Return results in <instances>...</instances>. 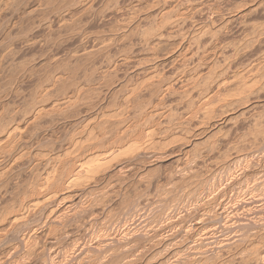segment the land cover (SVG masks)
I'll use <instances>...</instances> for the list:
<instances>
[{"label":"bare ground","instance_id":"obj_1","mask_svg":"<svg viewBox=\"0 0 264 264\" xmlns=\"http://www.w3.org/2000/svg\"><path fill=\"white\" fill-rule=\"evenodd\" d=\"M12 0H1L0 1V8L1 7H3V6H8V3L9 2H11ZM15 2H16V0H14ZM14 1L12 2V3H14ZM23 1V0H22ZM27 1V0H26ZM30 1H34V0H30ZM37 1V0H36ZM39 1V0H38ZM42 1V0H41ZM48 0H46V1H42V2H44V3H46ZM59 1V0H58ZM62 1V0H61ZM61 1H59V3L61 2ZM65 1V0H64ZM70 1V0H69ZM73 0H71L70 2H68L67 0H66V4H68V3H71ZM80 1V0H79ZM78 0H76V3L78 4H80V3H84V1H80L79 2ZM88 2H87V4H86V2L84 3V4H82V5H80V6H76L74 9L72 8V10L74 11V10H77L78 12H76L77 14H80L79 13V11L80 10H78L79 8L81 9V11H82V7H83V5L85 6V4H86V9H87V6L88 5H94L93 7H95L97 4H98V2L97 1H99V0H87ZM107 1V0H106ZM110 1H112V0H110ZM230 0H208V1H206V0H136V1H134L132 4H129V6H117V5H115L116 3H114V5H112L111 3H109L108 5H110L111 4V6H109L107 9V11H101L102 12V15L101 16H105V17H114V18H119L120 17V25L122 26V27H128L129 25H131V24H133L136 20H138V19H140V17H141V13L143 12V10H145V9H148V8H156L157 9V14H156V16H155V18H153V20H151L150 21V27L147 29V27H146V29L145 30H142L141 29V33H142V35H141V38H142V50L144 51L145 50V53H144V56H145V58L146 59H148V62H150V61H159V59H161V58H163V57H166V55H170V53L174 50V49H176V48H179L180 49V52L179 51H177V52H179V54H177V56H175L174 58H172L171 60H169L168 62H164V63H160L161 64V66H162V68H160L159 67V64L158 65H153V67L152 68H149L148 69V71L150 70V72H148L146 75H143V78H141V80L139 79V80H137L131 87H129V90L127 91V92H125L120 98H118L116 101H113L112 100V98L111 97H109L108 98V102L110 103L111 101H109V99L111 98V100H112V109H108V110H105V111H103V112H101V114H99V115H97V117L96 118H94L95 120L93 121V120H91V121H88L85 125H83V126H81L80 127V129L77 131V132H75L74 133V135H72L70 138H69V140H68V142L66 143V147L67 148H70V149H72V151H80V156L82 157V156H87V155H89L90 156V154H92V153H94V151H92L93 149H97V151L98 152H96L95 154H96V156L95 157H93V154H92V157L91 158H94L92 161H95L93 164H91L92 163V161L90 162V160H89V162H90V164L88 163V166L87 165H84V164H79V165H77L76 164V162H74L73 161V159L72 158H69L68 159V161L67 160H65L66 161V163H68L67 164V166L64 164V163H62V161H63V159H60V160H58L59 159V156L58 155H56V154H54L53 153V151L51 150V149H47V148H45V144L43 145V143H42V138H43V136H42V133L40 132V128L42 127L41 125H42V121H43V119H45V116L48 114V113H50V111H52V110H55L56 109V107L57 106H69V105H72V104H70L71 103V101H72V99H69V98H71L72 96H69L68 98H67V100L65 99H63V101L62 102H60V103H57L58 105H54L53 106V108H48L49 106H48V104H49V102L47 103V105L45 104V101L47 100L46 99V97H45V101L43 102V101H36V99H35V101L37 102V104H35V105H33L32 107H31V109L26 113V115H24L23 116V114L21 115V114H19L18 112H16V110H6V107L4 108L3 107V105L2 106H0V190L3 188V191H4V188H5V185H7V180H8V178H11V176H12V172H13V170L15 169V167L16 166H18V167H21V166H19L18 164L19 163H21L24 159H25V157L29 154L30 155V151L28 150V149H30V148H27V146H26V144L30 141V140H32V141H34L33 142V144L32 145H36L37 146V150H36V152H35V154H34V158H33V166H32V176H31V179H29V180H32L31 181V184L32 185H30V191L33 193V194H36V193H38L39 194V192L41 193L42 192V195H43V197H42V199H43V202L42 201H39L38 200V202H34V199L33 200H27V198H24V199H22V200H18L19 202H18V204H5L3 207H1L0 206V222L1 221H8L9 222V224L11 225V227L12 228H14V227H16V225H17V223H18V221H21L24 217H26L28 214H30V215H32L31 214V212L32 211H34V210H36L37 208L39 209L41 206H42V204H43V206L45 205L46 206V204H45V202L47 201L48 202V199L47 198H52V195H50L51 193H53V192H55V190L58 188H60V189H64V190H71L70 188H72L73 186H78L79 185V187H80V185L82 184V182L80 181V180H83V178H85L86 176H90V178H92V177H97L98 175V173L100 174V173H102V170H103V168L105 169V167H106V165L108 164V163H110L111 165H112V162H110V160H112L113 158L115 159L116 157H117V154H119V151H126V150H128V151H131L130 152V155H131V153H132V151H148V148H151V147H153V146H157V145H159V143H157V140L159 139L158 138V136H159V131H157L159 128H152V127H150L149 128V130L146 132L145 130H147V129H143V128H137L136 127V125H134V121L133 122H130V120H131V118H130V115H131V112L132 111H136L138 108L137 107H139V110H140V113L139 114H137L138 116H136V119L137 118H139L138 120H142L143 118H146L147 116H152L154 113L156 114V112H158V107H160V105H162L163 103H165L164 101H165V98H166V94H168V93H172V91H174V90H176V89H180L181 90V92H183L185 95H182V99H181V102L180 103H182V102H184V101H187L189 104L190 103H192L193 104V97L192 96H194V97H196V94H197V96L199 97V99H197L198 97H196V100L198 101V100H201L202 102L201 103H203V104H208V103H210V102H212V100L215 98V94H217V93H219V92H221V94L223 93L222 91H226V92H229V93H231L233 90L236 92V93H238V95H236V94H234V96L236 95V96H239V94L241 95V94H244V93H246V90L247 89H249L250 90V92L251 91H253V90H251V88H253V87H255V86H257L256 85V83L257 82H259L260 83V81L258 80H256L255 81V78L257 79V77H259V78H262L263 76H264V73L263 74H261V75H263L262 77H261V75H259V76H257L258 75V71L260 70V68L258 67L259 65L258 64H253L254 62H255V60H254V62L251 64V63H249L250 65L249 66H247L245 69H243L242 71H240V72H231V73H229V72H227V70H225L224 68H223V65H221V67L225 70V71H223V69L220 67V69H222L221 71H220V69H219V65L218 64H220V61H219V63L218 64H216V60H219V59H216V58H214L216 55L218 56V57H220L219 55H218V53H219V49H223V48H225V46H223L222 45V42L223 41H221V37L222 36H224V30L223 31H220L219 33H218V31L217 30H219L220 28L222 29V27L220 26V28L219 29H217V30H214L213 31V29H215V28H211L212 26H213V24H215L216 22H218L219 21V17L223 14V13H225V10H226V7L229 5V2ZM240 1H243V2H241V4H240V2H238L237 3V5H239V6H235V8L236 7H238V8H241V6H242V4H244V3H248V1H250V0H240ZM21 2V1H20ZM24 2V1H23ZM27 2H29V1H27ZM49 2H50V0H49ZM74 2V1H73ZM115 2V1H114ZM26 3V2H25ZM76 3H74L73 5L75 6L76 5ZM94 3H97L96 5L94 4ZM113 3V2H112ZM118 3V2H117ZM121 3V2H120ZM38 4H39V2H38ZM38 4L36 5V7H38ZM42 4V3H41ZM54 4V2H52V4L51 5H53ZM65 4V5H66ZM47 5V4H46ZM48 5H50V3H48ZM47 5V7L46 8H51L50 6H48ZM57 4L55 3V5H54V7H56L55 9H57L59 6H56ZM72 5V4H71ZM72 5V6H73ZM106 6H107V4H105ZM121 5H123V4H121ZM248 5V4H247ZM247 5H245V6H247ZM40 6V5H39ZM67 6V5H66ZM69 6V5H68ZM245 6H242V7H245ZM255 7H254V12L255 13H259L260 11H262V13H264V0H259V1H257L256 3H255V5H254ZM10 7V6H9ZM30 7V6H29ZM35 7V6H34ZM34 7H32V8H34ZM36 7H35V9H36ZM53 7V6H52ZM62 7V6H61ZM59 8L60 10H62V8ZM84 7V8H85ZM250 8H251V10H249V12L250 11H252V6H249ZM11 8H13L12 6H11ZM31 8V7H30ZM31 8V9H32ZM49 8L46 10V11H49V13H51L50 12V10H49ZM69 8H71V7H68V9ZM92 8V7H91ZM235 8L233 9L232 8V10H235ZM238 8H236V9H238ZM250 8H248V9H250ZM2 9V8H1ZM9 9V8H8ZM24 9H26V8H24ZM23 9V10H24ZM53 9L54 8H51V10L53 11ZM59 9H58V11H59ZM64 9H65V6H64V8H63V10L62 11H64ZM66 9H67V7H66ZM244 9V8H243ZM248 9H247V12H248ZM10 10V9H9ZM19 10H21V9H19L18 8V10L16 9V11L18 12ZM40 10V9H39ZM71 10V9H70ZM70 10H68V11H70ZM98 10H100V9H98ZM102 10V9H101ZM227 10H230L231 12H232V10H231V8L229 9V7H228V9ZM6 11V10H5ZM45 11V10H44ZM55 11V10H54ZM58 11H55L54 13L52 12V14H56ZM68 11L66 12L65 11V13L66 14H70L71 15V11L68 13ZM72 11V12H73ZM88 11H91V10H88ZM87 11V12H88ZM94 11V10H93ZM152 11V10H151ZM244 11H246V9L244 10ZM1 12V11H0ZM17 12H15V14L17 13ZM22 12H24V11H22ZM22 12H20V15H22ZM60 12V11H59ZM58 12V13H59ZM87 12H86V14H87ZM97 12V11H96ZM99 12V11H98ZM101 12H100V14H101ZM2 13L4 14V12L2 11ZM57 13V14H58ZM65 13L63 14V12L62 13H59V15H56L55 16V18L54 17H52L53 15H51V17L52 18H54V22L56 23V22H60V23H63L62 21H64L65 22V17L68 19V17L70 16V15H68V16H66L65 15ZM74 13H75V11H74ZM73 13V14H74ZM75 13V14H76ZM89 13V12H88ZM243 13V12H242ZM241 13V14H242ZM246 13V12H245ZM15 14H13V15H15ZM41 14H43V12H41ZM44 14L46 15L47 13L46 12H44ZM74 14V15H75ZM89 14H91V12L89 13ZM248 14H250L251 15V12L250 13H248ZM260 14V13H259ZM0 15H2V14H0ZM30 15V14H29ZM32 15V14H31ZM37 15V14H36ZM48 15V14H47ZM50 15V14H49ZM73 15V16H74ZM81 15V14H80ZM84 15H85V13H84ZM91 15H93V13L91 14ZM91 15H89V16H91ZM240 15V14H239ZM238 15V16H239ZM242 15H244V14H242ZM254 16H256L255 14H253ZM253 15L251 16L252 18H253ZM28 16V15H27ZM38 16H40V15H38ZM43 16V15H42ZM86 16H88V15H85L84 17H86ZM94 16V15H93ZM92 16V17H93ZM225 16V15H224ZM237 16V17H238ZM260 18H261V20H263L262 19V15L260 14ZM0 17H2V16H0ZM5 17V16H4ZM18 17V16H17ZM34 17H36V16H34ZM76 17V20H77V16H75ZM74 17V18H75ZM96 17V16H95ZM95 17H94V19H95ZM245 17V16H244ZM243 17V18H244ZM248 17V16H247ZM16 18V17H15ZM42 18V17H41ZM45 18V17H44ZM70 18L71 19H73V17H71L70 16ZM83 18V17H82ZM82 18H79V19H82ZM90 18V17H89ZM88 17H87V19H89ZM228 18V17H227ZM242 18V17H241ZM246 18V17H245ZM259 18V17H258ZM7 19V18H6ZM40 19V18H39ZM50 19V18H49ZM48 18H47V20H49ZM65 19V20H64ZM86 19V18H85ZM93 19V20H94ZM96 19H98V17L96 18ZM94 20V21H96L97 22V20ZM247 19H249V18H247ZM3 20V19H2ZM13 19H11V21H12ZM21 20V19H20ZM38 20V19H37ZM70 20V19H69ZM68 20V21H69ZM92 20V21H93ZM99 21H101L100 19H98ZM238 20H239V18H238ZM254 21H256V23L255 22H253V21H251L250 22V20H248V22H250L247 26H246V24L244 25V26H246L247 28H245L246 29V31H245V29H244V33H246V32H248V33H246L247 35H245V39H243V44L241 43V47H240V49L241 48H244L243 49V52L246 50L245 48H247V49H249V46H250V44H251V42H252V45H254L253 44V41H255V40H259V41H262L263 39H264V22H262V23H257L259 20H257V18L255 19H253ZM1 21V20H0ZM5 21V20H4ZM10 21V22H11ZM18 21V20H17ZM23 21V20H22ZM31 21V20H30ZM41 21H44V20H41ZM51 22L53 21V20H50ZM71 21V20H70ZM77 21H79V20H77ZM84 21V20H83ZM93 21V22H94ZM139 21V20H138ZM244 21H246L247 22V20L245 19ZM14 22V21H13ZM25 22H26V20H25ZM25 22H23V23H25ZM46 22V21H45ZM48 22V21H47ZM51 22H48V23H51ZM53 22V23H54ZM81 22H82V20H81ZM5 23V22H4ZM8 23V22H7ZM20 23V22H19ZM33 23H35V22H33ZM37 23V22H36ZM42 23V22H41ZM40 22H39V25L41 24ZM48 23H44L45 25H48ZM75 23H77V22H75ZM101 23H103V22H101ZM104 23H105V21H104ZM139 23V22H138ZM244 23V22H243ZM11 24V23H10ZM13 24V23H12ZM43 24V25H44ZM66 24L67 23H65V26H66ZM70 24V23H69ZM83 24H84V22H83ZM88 24V23H87ZM93 24V23H92ZM97 24V23H96ZM95 24V25H96ZM106 24H108L107 22H106ZM141 24H142V22H141ZM23 25V24H22ZM27 25V24H26ZM30 25V24H29ZM28 25V26H29ZM42 25V24H41ZM50 25V24H49ZM52 25H54V24H52ZM57 25V24H56ZM56 25H54V26H56ZM59 25V24H58ZM57 25V26H58ZM61 25V24H60ZM72 25H73V23H71V27H72ZM78 27H79V25H78V23L76 24ZM104 25V24H103ZM145 25V24H144ZM194 26L195 27V29H193L192 30V32H194V33H197V45H198V50H200V51H198V53H195L194 52V48L191 46V43H192V40H194V38H192V37H189V36H187L186 34H192V32L191 31H189V29L190 28H188L189 26ZM2 26V25H1ZM10 26V25H9ZM27 26V27H28ZM31 26V25H30ZM62 26V25H61ZM64 26V25H63ZM64 26V27H65ZM74 26V25H73ZM98 26V25H97ZM96 26V27H97ZM112 26V25H111ZM140 26V25H139ZM14 27V26H13ZM19 27V26H18ZM22 27V26H21ZM24 27V26H23ZM22 27V28H23ZM43 27V26H42ZM45 27V26H44ZM43 27V28H44ZM47 27L49 28V26H46V28H44L43 30H46L47 29ZM58 27H60V26H58ZM63 27V28H64ZM67 27V26H66ZM65 27V28H66ZM75 27V26H74ZM73 27V28H74ZM130 27V26H129ZM128 27V28H129ZM133 27V26H132ZM137 27V26H136ZM225 27H227V26H225ZM229 27V26H228ZM231 27V26H230ZM229 27V28H230ZM241 27H242V25H241ZM3 28V27H2ZM9 28V27H8ZM7 28V29H8ZM40 28H41V26H40ZM51 28V27H50ZM49 28V29H50ZM67 28H70L69 27V25H68V27ZM224 28V27H223ZM11 29V28H10ZM24 29V28H23ZM85 29H87V28H85ZM95 29H97V28H95ZM242 29V28H241ZM12 30V29H11ZM25 30V29H24ZM28 30V29H27ZM41 30V29H40ZM43 30H41L42 32H43ZM53 30V29H52ZM52 30H50V31H52ZM59 29H56V31H58ZM62 30H64V29H62ZM62 30H59V31H62ZM71 30H76V28L75 29H71ZM80 28H79V34L80 33H82V32H80ZM126 30V29H125ZM128 30V29H127ZM130 30V29H129ZM191 30V29H190ZM228 30V29H227ZM3 31V30H2ZM47 31L48 30H46L45 32H43V33H47ZM55 30L54 31H52V35H53V32H56ZM59 31H58V33H59ZM66 31V30H65ZM68 32H69V30H67ZM82 31V30H81ZM107 31H108V29H107ZM122 31V30H121ZM236 31V30H235ZM240 31H242V30H240ZM5 32V31H4ZM111 32V31H110ZM123 32H125V34L127 35V34H129V32L130 31H123ZM122 32V33H123ZM127 32V33H126ZM232 32V30L229 32V33H231ZM6 33H7V31H6ZM5 33V34H6ZM20 33V32H19ZM22 33H23V31H22ZM41 33V32H40ZM57 33V32H56ZM57 33V34H58ZM69 33H71V31L69 32ZM73 34H75L74 32H72ZM71 33V34H72ZM77 33V32H76ZM90 33V32H89ZM107 33V32H106ZM121 33V32H120ZM227 34H229L228 32H226ZM225 33V34H226ZM238 33V32H237ZM78 34V35H79ZM84 34V33H83ZM88 34V33H87ZM87 34H85L86 36H84L85 37V39H86V37L87 36H89V34L87 35ZM108 34V33H107ZM118 34V33H117ZM124 34V33H123ZM122 34V35H123ZM226 34V35H227ZM232 34V33H231ZM241 34V33H240ZM26 35H28V34H26ZM25 35V36H26ZM63 35H65V34H63ZM70 35V34H69ZM78 35H77V37H78ZM82 35V34H81ZM80 35V37H78V39H76V40H80V38L81 37H83V36H81ZM90 35H92V34H90ZM109 35V34H108ZM126 35H124V36H126ZM136 35V34H135ZM239 35V34H238ZM237 35V36H238ZM19 36V35H18ZM24 36V37H25ZM124 36H120V37H117L118 39H117V41H119V43L121 44V45H123V43H121V42H123L124 41ZM127 36H129V37H131L130 36V34L129 35H127ZM195 36V37H196ZM247 36V37H246ZM11 37V36H10ZM14 37V36H13ZM12 37V38H13ZM23 37V36H22ZM28 37H30V34L28 35ZM71 37V39H72V35L70 36ZM104 37V39H102L101 38V36H100V38L99 39H95L94 37H93V39L91 38V36H90V39H88V37H87V39H88V41H87V39L85 40V41H83V43L85 42V43H87L88 45L87 46H84L83 48H81V49H79L78 51L76 50V49H74V56L75 57H80L81 58V56L83 57V56H86V60H88V57H89V55H90V57L92 56V54H94V52H95V54L97 53L96 51H98V50H102V49H104L105 51H108V53H107V56H106V54H101L102 56H101V58H98L100 55H98V57H97V55L96 56H94V57H97V59H102L103 58V56H106L105 58H106V60H104L105 62H106V64H105V70L107 71V70H111V69H113V70H115V69H117L118 67V69H120V67L122 66L123 67V65L125 66L126 64H128L129 63V59H130V57H129V51L127 52L126 50L127 49H123V47L122 48H120V50L121 51H119L118 53H116L117 52V50L116 49H114L115 50V52L114 53H112L113 52V50H112V45L114 44V43H112L111 42V39L110 38H105V36H103ZM108 37H110V36H108ZM133 37V36H132ZM7 38V37H6ZM16 38V37H15ZM32 39L31 40H33V36L31 37ZM50 38H52V37H50ZM59 38V37H58ZM69 38V37H68ZM68 38H67V40H68ZM128 38V37H127ZM127 38H125L126 40H129V39H127ZM138 38V37H137ZM70 39V40H71ZM81 39H83V38H81ZM196 39V38H195ZM230 39V38H229ZM17 40V39H16ZM22 40H24V41H29V39H22ZM52 40V39H51ZM59 40V39H58ZM84 40V39H83ZM114 40V39H113ZM223 40V39H222ZM234 40V39H233ZM6 41V40H5ZM9 41V40H8ZM23 41V42H24ZM55 41V40H54ZM63 41H66V40H63ZM72 41V40H71ZM82 41V40H81ZM116 41V42H117ZM133 41V40H132ZM135 41V40H134ZM137 41V40H136ZM140 41V40H139ZM224 41H226V40H224ZM256 41V42H257ZM9 42H11V41H9ZM16 42V41H15ZM26 42V43H27ZM30 42V41H29ZM28 42V43H29ZM32 42V41H31ZM35 42V41H34ZM33 42V43H34ZM48 42V41H47ZM114 42V41H113ZM126 42V41H125ZM141 42V41H140ZM231 42V41H230ZM233 42V41H232ZM235 42V41H234ZM6 43H7V41H6ZM17 43V42H16ZM27 43V44H28ZM67 43V42H66ZM73 43H76V42H74L73 41ZM83 43H81L82 44V46H83ZM84 43V44H85ZM225 43V42H224ZM228 43V42H227ZM255 43V42H254ZM3 44V43H2ZM7 44H9V43H7ZM12 44H13V42H12ZM18 44V43H17ZM23 44V43H22ZM30 44V43H29ZM51 44V43H50ZM49 44V45H50ZM62 44V43H61ZM60 44V45H61ZM78 44V43H77ZM76 44V45H77ZM118 44V43H117ZM255 44H259V43H255ZM4 45V44H3ZM10 45H11V43H10ZM48 45V44H47ZM59 45V47H61ZM71 45V44H70ZM69 45V46H70ZM116 45V44H115ZM115 45L113 46V47H115ZM124 45H125V43H124ZM239 45V44H238ZM244 45V46H243ZM252 45L250 46V48L252 47ZM264 44H260V46H263ZM24 46V45H23ZM25 46H27L26 44H25ZM79 46V45H78ZM222 46H223V48H222ZM233 46L235 47V46H237V44L235 45V44H233ZM240 46V45H239ZM258 46V45H257ZM4 47V46H3ZM14 47V46H13ZM22 47V46H21ZM33 47V46H32ZM32 47H30V48H32ZM35 47H37L36 46V43H35V46H34V48ZM58 47V46H57ZM64 47V46H63ZM60 48V50L62 51L63 49H65V47L64 48ZM228 47V46H227ZM226 47V48H227ZM12 48V47H11ZM15 48V47H14ZM18 48H19V44H18ZM28 48V47H27ZM37 48H39V47H37ZM36 48V49H37ZM56 48V47H55ZM67 48V47H66ZM69 48V47H68ZM235 48H237V47H235ZM234 48V49H235ZM259 48V47H258ZM262 48V47H261ZM1 49H2V47H1ZM33 49V48H32ZM49 49H51V48H49ZM59 49V48H58ZM123 49V50H122ZM237 49H239V48H237ZM252 49H254V48H252ZM252 49H250V50H252ZM7 50V49H6ZM12 50V49H11ZM39 50H41V49H39ZM39 50H36V51H39ZM135 50H136V48H135ZM138 50V49H137ZM137 50H136V52H137ZM230 50V49H229ZM3 52L5 51V50H2ZM15 51H16V49H15ZM59 51V50H58ZM60 51V52H61ZM66 51V50H65ZM138 51H140V50H138ZM236 51V50H235ZM242 51V50H241ZM10 52V51H9ZM54 52V51H53ZM67 52V51H66ZM70 52V51H69ZM68 52V53H69ZM227 52V51H226ZM236 52H238V51H236ZM242 52V53H243ZM249 52V51H248ZM11 53V52H10ZM20 53V52H19ZM36 53V52H35ZM55 53V52H54ZM71 54L73 53V51H71L70 52ZM69 53V54H70ZM116 53V54H115ZM132 53V52H131ZM223 52H221V54H222ZM228 53V52H227ZM226 53V54H227ZM246 53H247V51H246ZM245 53V55H247ZM9 54V53H8ZM14 54H16V53H14ZM13 54V55H14ZM28 54V53H27ZM26 54V55H27ZM42 54V53H41ZM59 54V53H58ZM66 54V53H65ZM94 54V55H95ZM97 54H99V52L97 53ZM197 54V55H196ZM220 54V53H219ZM225 54V55H226ZM237 54V53H236ZM250 54V53H249ZM252 54H253V52H252ZM254 54H255V52H254ZM4 55H6L7 56V54H4ZM12 55V54H11ZM11 56V58H14V57H16L17 55H15V56ZM19 55V54H18ZM22 56L24 55L25 56V54H21ZM38 55H40V54H38ZM42 55H44V54H42ZM46 55V54H45ZM49 55V54H48ZM50 55H51V52H50ZM53 55V54H52ZM64 55V54H63ZM67 55V54H66ZM132 55V54H131ZM137 55V54H136ZM224 54H222V56H225ZM233 55H235V54H233ZM238 55V54H237ZM243 55H244V53H243ZM245 55L243 56V58L245 57ZM9 56V55H8ZM24 56L22 57V58H24ZM41 56V55H40ZM74 56H71L72 58L74 57ZM143 56V55H142ZM143 56V57H144ZM229 56V55H228ZM251 56V55H250ZM10 57V56H9ZM17 57H19V56H17ZM16 57V58H17ZM56 57V56H55ZM55 57H52V58H55ZM60 57V56H59ZM65 57V56H64ZM68 57L70 58V56L68 55ZM68 57H66V58H68ZM133 57V56H132ZM139 57V56H138ZM141 57V56H140ZM139 57V58H140ZM242 57V56H241ZM6 59H7V57H5ZM16 58H14V60H12L13 62L14 61H16L17 59ZM20 58V57H19ZM41 58V57H40ZM46 58V57H45ZM49 58V57H48ZM47 58V59H48ZM56 58H58V56L56 57ZM68 58V59H69ZM84 58V57H83ZM93 58V57H92ZM222 58V57H221ZM223 58H225V57H223ZM246 58H247V56H246ZM6 59H4V60H6ZM16 59V60H15ZM58 59H60V58H58ZM71 59V58H70ZM136 59H137V57H136ZM212 59H214V60H212ZM216 59V60H215ZM0 60H1V58H0ZM4 60H1L2 62L4 61ZM11 60V59H10ZM19 60V59H18ZM25 60V59H24ZM24 60L22 61V62H24ZM45 60V59H44ZM67 60V59H66ZM66 60H64L63 59V63L61 62L62 60H58V61H60L62 64H64V61H66ZM81 60H82V58H81ZM93 60H94V58H93ZM96 60V59H95ZM100 60H98V61H100ZM222 60H224V59H222ZM226 60V59H225ZM225 60H224V62H225ZM260 60V59H259ZM32 61V60H31ZM78 61V60H77ZM83 61V60H82ZM211 61H212V63H211ZM216 61V62H215ZM6 62V61H5ZM12 62V63H13ZM26 62H27V59H26ZM25 62V63H26ZM70 62V60L69 61H67L66 63H68V64H70L69 63ZM96 62V61H95ZM101 62V61H100ZM147 62V63H148ZM190 62H192L193 64H194V66L192 67V68H189L188 67V64L190 63ZM215 62V63H214ZM228 62L230 63V61L228 60ZM240 62V61H239ZM260 62V61H259ZM12 63H10V65L12 64ZM21 63V62H20ZM98 63V62H97ZM102 63V62H101ZM145 63V62H144ZM191 63V64H192ZM226 63V62H225ZM225 63H222V64H225ZM228 63V64H229ZM238 63V62H237ZM263 63V62H262ZM2 64H5V63H2ZM2 64H0V65H2ZM28 64H30L29 63V61H28ZM76 64V63H75ZM75 64H73L74 66H73V68H72V66L70 67V68H72V69H74V67H75ZM100 64V63H99ZM191 64H189V65H191ZM214 64H216V65H218V67H216V68H214L213 67V65ZM234 64V63H233ZM260 64V63H259ZM34 65H36V64H34ZM71 65H72V63H71ZM6 66V65H5ZM7 66H9V63H8V65ZM12 66H14V65H12ZM16 66V65H15ZM18 66H19V64H18ZM18 66H17V68H18ZM24 66V65H23ZM22 66V67H23ZM27 66V65H26ZM26 66H25V68H26ZM33 66V65H32ZM63 66H65L63 69H60L59 67H56V68H59V73H57V71H58V69H56V71H55V73H57V75L55 76V77H53L52 79H48L47 77L49 76V74H47L46 76V78L48 79V80H50L49 82H48V84L46 83L48 80H46V85L48 86H50L51 84H53L54 82H56L57 80H60V79H64L63 78V76L66 74L67 75V73H68V71H70V72H72L73 70L72 69H70V68H68L67 66L68 65H63ZM76 66H77V64H76ZM147 66V65H146ZM150 66H151V64H150ZM166 66H172L173 68H180L181 67V74H179L178 76L179 77H177V78H175L173 81H166V79H165V77H164V70H165V67ZM224 66H226V65H224ZM31 67V66H30ZM29 67V68H30ZM34 67V66H33ZM33 67H31V70L33 69ZM38 67H39V65H38ZM41 67V66H40ZM91 67V66H90ZM98 68H99V65L97 66ZM133 67V66H132ZM155 67H157L158 69L157 70H153ZM245 67V66H244ZM260 67H262V66H260ZM1 68H2V66H1ZM16 68V67H15ZM15 68H13L14 70H15ZM24 68V67H23ZM23 68H22V71H24L23 70ZM89 68V67H88ZM259 68V70L257 71L256 69H258ZM263 68V67H262ZM262 68H261V70H262ZM19 69H20V66H19ZM40 69V68H39ZM44 69V68H43ZM47 69V68H46ZM79 69V70H78ZM101 69V68H100ZM99 69V70H100ZM117 69V70H118ZM122 69V68H121ZM144 69V68H143ZM143 69H142V73H143ZM146 69V68H145ZM152 69V70H151ZM217 69H219V71L217 72L216 70ZM234 69V68H233ZM232 69V70H233ZM239 69V68H238ZM264 69V68H263ZM4 70V69H3ZM3 70H1V72L3 71ZM8 70V69H7ZM9 70H11L10 68H9ZM49 70V69H48ZM79 72H78V71ZM77 70L75 71V73H73L72 74V76L74 77L75 76V74H77V72H78V76L80 75V70H81V67H77ZM147 70V69H146ZM261 70H260V72H261ZM13 71V70H12ZM18 71H20V70H18ZM26 71V70H25ZM28 71V70H27ZM27 71L25 72V73H27ZM32 71H34V70H32ZM41 71H42V69H41ZM81 71H83V70H81ZM92 72V70H91V68H90V70H89V72ZM104 71V70H103ZM102 71V72H103ZM145 71V70H144ZM237 71V70H236ZM264 71V70H263ZM37 72H40V71H37ZM36 72V73H37ZM49 72H50V70H49ZM69 72V73H70ZM100 72V71H99ZM146 72V71H145ZM145 72H144V74H145ZM11 73V72H10ZM24 73V72H23ZM25 73L23 74V77H24V75H25ZM29 73V72H28ZM35 73V72H34ZM33 73V74H34ZM45 73V72H44ZM47 73V72H46ZM68 73V74H69ZM93 73V72H92ZM105 73V72H104ZM179 73V72H178ZM220 73V74H219ZM5 74H6V72H5ZM8 74V73H7ZM12 74V73H11ZM13 74H14V71H13ZM15 74H16V72H15ZM14 74V75H15ZM42 74V73H41ZM83 74H84V72L80 75V77L82 78L83 77ZM105 74H109V72L107 71V73H105ZM141 74V73H140ZM2 75V74H1ZM4 75V74H3ZM28 75V74H27ZM30 75V74H29ZM32 75V74H31ZM35 75V74H34ZM93 75V74H92ZM95 75V74H94ZM102 75H103V73H102ZM109 75H111V74H109ZM142 75V74H141ZM7 76V75H6ZM12 76V75H11ZM16 76V75H15ZM14 76V77H15ZM44 76H45V74H44ZM70 76V75H69ZM72 76H70V77H72ZM146 76H147V78H146ZM1 77H3V76H1ZM0 77V78H1ZM17 77V76H16ZM23 77H21V78H23ZM27 77V76H26ZM39 77H41V75H39ZM38 77V78H39ZM70 77H68V78H70ZM72 77V78H73ZM79 77V78H80ZM95 77H98V76H96L95 75ZM112 77V76H111ZM255 77V78H254ZM7 77H5V80H8L9 81V79H11L10 78V74H9V76H8V78L9 79H6ZM31 78H33V77H31ZM45 78V79H46ZM68 78H67V80H68ZM77 77L75 76V78L74 79H76ZM78 79V80H80V82L81 83H85L86 84V82H85V79H84V81L82 82L81 80L82 79ZM106 78V77H105ZM104 78V79H105ZM258 78V79H259ZM264 78V77H263ZM20 79V78H19ZM35 79V78H34ZM33 79V80H34ZM71 79V78H70ZM87 80L89 79V75H88V77L86 78ZM93 79V81H91L90 83H88V84H90V85H93V84H91L92 82L94 83V80L95 79H97V78H92ZM103 79V80H104ZM2 80V79H1ZM0 80V81H1ZM4 80V81H5ZM14 80H16V79H14ZM32 80V79H31ZM86 80V81H87ZM110 80V79H109ZM114 80V83H116V81L117 80H115V79H113ZM253 80V81H252ZM3 81V80H2ZM1 81V82H2ZM12 81V80H11ZM30 81V80H29ZM39 81V80H38ZM65 81L66 80H64V83H65ZM77 81V80H76ZM112 81V80H111ZM122 81V80H121ZM263 81V82H262ZM261 81V83L263 84L264 83V80H262ZM21 82V81H20ZM24 82H25V80H24ZM33 82V81H32ZM31 82V83H32ZM41 82V81H40ZM43 82H44V80H43ZM43 82H41V84H40V86L41 85H45V83H43ZM96 82V81H95ZM103 82V81H102ZM106 82V81H105ZM252 82H253V84H252ZM4 83V82H3ZM2 83V84H3ZM28 83V82H27ZM30 83V82H29ZM36 83V82H35ZM72 83L74 84L75 83V81L73 82V80H72ZM80 83V84H81ZM97 83V82H96ZM122 83V82H121ZM121 83H118V84H120L121 85ZM251 84L249 87H248V84ZM259 83H257V84H259ZM5 84H7L6 82H5ZM14 84V83H13ZM13 84H11V85H13ZM17 84H18V82H17ZM16 84V85H17ZM25 84V83H24ZM33 84V83H32ZM78 84H79V82H78ZM77 84V85H78ZM88 84H86L87 86H90V85H88ZM100 84H101V82H100ZM109 84V83H108ZM36 85V84H35ZM45 85V87L47 88V86ZM85 85V86H86ZM253 85V86H252ZM15 86V85H14ZM21 86H22V83H21ZM21 86H20V88H21ZM33 86V85H32ZM62 86V85H61ZM81 88H83V90H86L88 87H83V85L81 84V85H79ZM95 86L97 87V86H99V84H95ZM94 86V87H95ZM129 86V85H128ZM252 86V87H251ZM264 86V84L263 85H261L260 87H256L257 89L258 88H260V90H262L263 87ZM25 87V86H24ZM27 87V86H26ZM42 87V86H41ZM44 87V86H43ZM42 87V88H43ZM45 87H44V89H42V91H44L48 96H50V93H48L49 91H50V89L48 90V88L47 89H45ZM52 87V86H51ZM79 87V88H80ZM91 87V86H90ZM95 87V89H100L101 91H102V89H101V85H100V87H97L96 88ZM107 87V86H106ZM121 86H119V88H120ZM8 88V87H7ZM35 88V87H34ZM50 88V87H49ZM80 88V90L82 91V89ZM103 88V87H102ZM104 88H105V86H104ZM118 88V89H119ZM122 88H124V87H122ZM122 88H121V90L120 91H118V92H122L123 90H122ZM255 88V89H256ZM262 88V89H261ZM6 89V88H5ZM33 89V88H32ZM62 89V88H61ZM107 89V88H106ZM254 89V88H253ZM4 90V89H3ZM7 90V89H6ZM16 89H14L13 91H15ZM29 90H30V88H29ZM33 90H35V89H33ZM60 90V89H59ZM67 90H68V88H67ZM80 90H77V91H79L80 92ZM94 90V89H93ZM98 91V93H100L101 91ZM109 90H111V89H109ZM108 90V91H109ZM127 90V89H126ZM9 91H12V89L11 90H9ZM38 91V90H37ZM69 91V90H68ZM68 91H67V93H68ZM125 91V90H124ZM231 91V92H230ZM233 91V92H234ZM34 92V91H33ZM41 92V91H40ZM43 92V93H44ZM75 92H76V88H73L72 90H71V93L73 94V96H74V94H75ZM88 92H93V91H88ZM194 92H195V94H194ZM4 93V92H3ZM15 93V92H14ZM17 93V92H16ZM36 93H38V92H36ZM97 93V92H96ZM113 93H115L116 94V92H113ZM225 93V92H224ZM252 93V92H251ZM264 92H263V90H262V93L261 92H259V89H258V91H253V93L251 94V96H249L248 98L246 97L247 95L245 94V95H243L240 99L242 100V101H240L239 102V104L236 102V104L235 105H237V106H234L232 109H235L236 108V110L241 106L243 109H244V107L242 106V104L243 103H248L247 105L249 106V107H253L254 109H255V107H258V104H259V102L262 100L261 99V97H264V95L262 96V94H263ZM0 94H2V93H0ZM8 94V93H7ZM39 94H41V93H39ZM59 94V93H58ZM80 97L82 96L83 98H84V96L86 97V95L88 94V96H93L94 95V93L93 94H91V93H86L85 95H82V93L80 92ZM101 94V93H100ZM104 94H105V92H104ZM104 94H103V96H104ZM107 94V93H106ZM204 94H205V96H204ZM220 94V95H221ZM6 95V94H5ZM22 95V94H21ZM31 95V94H30ZM36 95V94H35ZM38 95V94H37ZM62 95V94H61ZM204 97H203V96ZM223 95V94H222ZM229 94L227 93V96H228ZM3 96H4V94H3ZM24 96V95H23ZM22 96V97H23ZM32 96H34V95H32ZM39 96H41V95H39ZM58 96H60V95H58ZM64 96V95H63ZM91 96V98H90V100H92L94 97H92ZM95 97H96V95H94ZM99 97H102L101 95H98ZM109 96V94H107V97ZM111 96V95H110ZM113 96H114V94H113ZM116 96V95H115ZM177 96V95H176ZM202 96V97H201ZM28 97V96H27ZM29 97H31V96H29ZM36 97H38V96H36ZM43 97V96H42ZM51 97V96H50ZM105 97V96H104ZM106 97V98H107ZM167 97H169V96H167ZM65 98H66V96H65ZM73 98V97H72ZM75 98L77 99L78 97L75 95ZM87 98V97H86ZM89 98V97H88ZM116 98V97H115ZM13 100H14V98H12ZM20 99V98H19ZM40 99V98H39ZM42 99V98H41ZM40 99V100H41ZM79 99V98H78ZM102 99H104V98H102ZM101 99V101H103ZM169 99V98H168ZM174 99V98H173ZM7 100V99H6ZM25 100V99H24ZM29 100V99H28ZM61 100V99H60ZM86 100V99H85ZM175 100V99H174ZM174 100H172V101H174ZM48 101V100H47ZM46 101V102H47ZM52 101V100H51ZM74 101H76V100H74ZM100 101V102H101ZM106 101H107V99H106ZM196 101V102H197ZM216 101V103L217 104H219V102H220V100L219 101H217V99L215 100ZM4 102V101H3ZM11 102H13L12 100H11ZM92 102V101H91ZM99 102V101H98ZM221 102H222V100H221ZM223 102H225V100H223ZM223 102L222 103H220V104H223ZM228 102V101H227ZM227 102H225V105H226V103ZM263 102H264V100H263ZM262 102V103H263ZM17 103V102H16ZM15 103V104H16ZM53 103V102H52ZM75 103H78V102H75ZM75 103H73V104H75ZM87 103V102H86ZM85 103V104H86ZM90 102L88 101V104H89ZM94 104H96L95 102H93ZM110 103V104H111ZM233 103H235L234 101H232L231 103H230V101L227 103L228 105H234ZM258 103V104H257ZM14 104V103H13ZM18 104V103H17ZM20 104V103H19ZM69 104V105H68ZM83 104V103H82ZM104 104V103H103ZM110 104H109V106H110ZM195 104V103H194ZM200 104V103H199ZM212 104V103H211ZM211 104H209V105H211ZM23 105V104H22ZM21 105V106H22ZM50 105V104H49ZM52 105V104H51ZM50 105V106H51ZM97 105V104H96ZM99 105V104H98ZM102 105V104H101ZM205 105V106H206ZM209 105L208 106H206L207 108L209 107ZM213 105V104H212ZM212 105L210 106V108H212ZM224 105V104H223ZM223 105H222V107H223ZM257 105V106H256ZM264 105V104H263ZM20 106V105H19ZM73 106V105H72ZM81 106V105H80ZM88 106V108H89V105H87L86 104V107ZM90 106H92V104L90 105ZM183 106V105H182ZM190 106V105H189ZM188 106V107H189ZM215 106H216V104H215ZM260 106V105H259ZM262 106V105H261ZM83 107H85V106H83ZM105 107V106H104ZM104 107L102 108V109H104ZM107 107V106H106ZM173 107V106H172ZM238 107V108H237ZM60 108V107H59ZM72 108V107H71ZM74 108V107H73ZM72 108V109H73ZM94 107H92V109H93ZM137 108V109H136ZM165 108V107H164ZM187 108V107H186ZM189 108H191V107H189ZM189 108H187V109H189ZM226 108V107H225ZM261 108V107H260ZM13 109H15V108H13ZM83 108L81 107V109L80 110H82ZM102 109H101V111H102ZM172 109V108H171ZM224 109V108H223ZM222 109V110H223ZM226 109H228V107L226 108ZM232 109H228V110H225V113H228L230 110H232ZM242 109V110H243ZM4 110V111H3ZM79 110V111H80ZM85 110V109H84ZM89 110V109H88ZM208 110H210V109H208ZM221 110V109H220ZM241 110V112L244 114V110L242 111ZM258 110V109H257ZM11 111H12V113H11ZM74 111V110H73ZM97 111V110H96ZM188 111V110H187ZM191 111V110H190ZM193 111V110H192ZM195 111V110H194ZM234 111V110H233ZM238 111H240V108H239V110ZM253 111H255V110H253ZM252 111V112H253ZM259 111V110H258ZM257 111V112H258ZM6 112V113H5ZM54 112V111H53ZM78 112V111H77ZM85 112V111H84ZM83 112V113H84ZM137 112V111H136ZM183 112V111H182ZM189 112V111H188ZM206 112V111H205ZM204 112V113H205ZM216 112V111H215ZM5 113V114H4ZM7 113H11L10 115H9V119L8 120H6L5 119V117H6V114ZM52 113V112H51ZM50 113V114H51ZM88 113V112H87ZM172 113V112H171ZM187 113V112H186ZM194 113V112H193ZM224 113V114H225ZM241 113V114H242ZM160 114H161V112H160ZM165 114H166V112H165ZM207 114V113H206ZM210 114V113H209ZM209 114H207L206 116H207V120H208V115ZM213 114V113H212ZM212 114H210V115H212ZM216 114H218V111L216 112ZM224 114H222V115H224ZM231 114V113H230ZM230 114H228V115H230ZM235 114H237V113H235ZM77 115V114H76ZM80 115V114H79ZM220 115L221 114H219V115H216V116H218V118L220 117ZM232 115V114H231ZM230 115V116H231ZM250 115V114H249ZM49 116V115H48ZM69 116V115H68ZM72 116H74V115H72ZM159 116V115H158ZM203 116H205V115H203ZM226 115H224V117H225ZM233 116V115H232ZM231 116V117H232ZM183 117V116H182ZM215 117V116H214ZM222 117V116H221ZM220 117V118H221ZM228 117V116H227ZM231 117H229V118H231ZM255 117V116H254ZM258 117V116H257ZM73 118V117H72ZM80 118V117H79ZM185 118V117H184ZM210 118L212 119V117L210 116ZM217 118V117H216ZM217 118V119H218ZM234 118V117H233ZM248 118V117H247ZM256 118V117H255ZM264 118V117H263ZM71 119V118H70ZM83 119V118H82ZM87 119V118H86ZM89 119V118H88ZM133 119V118H132ZM161 119V118H160ZM183 119V118H182ZM182 119L180 120V121H182ZM188 119V118H187ZM204 119V118H203ZM211 119H210V121H211ZM216 119V120H217ZM222 119V118H221ZM220 119V120H221ZM243 119V118H242ZM241 119V120H242ZM261 119V118H260ZM46 120V119H45ZM44 120V121H45ZM184 120V119H183ZM205 120V119H204ZM231 121H232V119H230ZM234 120V119H233ZM254 120H258V119H254ZM52 121V120H51ZM51 121H50V123H51ZM72 121V120H71ZM87 121V120H86ZM85 121V122H86ZM166 121V120H165ZM175 121V120H174ZM188 121H190V120H188ZM229 121V120H228ZM230 121V122H231ZM260 122H262L261 120H259ZM258 121V122H259ZM46 122H48V121H46ZM60 122V121H59ZM64 122V121H63ZM158 122H160V121H158ZM183 122V121H182ZM181 122V123H182ZM196 122V121H195ZM198 122H203V121H198ZM207 122H209V121H207ZM211 122H213V121H211ZM237 122V121H236ZM45 123V122H44ZM43 123V124H44ZM69 123V122H68ZM75 123V122H74ZM140 123V122H139ZM192 123V122H191ZM206 123V122H205ZM204 123V124H205ZM214 123V122H213ZM217 123V122H216ZM232 123H233V121H232ZM242 123H243V121H242ZM49 124V123H48ZM199 124V123H198ZM197 124V125H198ZM201 124H203V123H200L199 125H201ZM211 124V123H210ZM210 124H209V126H210ZM215 124V123H214ZM238 124H240V123H238ZM261 124L262 123H260V125L258 124L257 126H258V129H259V127L261 126ZM82 125V124H81ZM168 125V124H167ZM177 125V124H176ZM179 125H180V123H179ZM195 125V124H194ZM160 126H161V124H160ZM182 126V125H181ZM204 126V125H203ZM203 126L202 127H200V128H203ZM207 126V125H206ZM205 126V128H204V130H206V127ZM213 126V125H212ZM243 126V125H242ZM252 126V125H251ZM250 126V127H251ZM254 126H256V125H254ZM263 126H264V124H263ZM263 126H261L262 128H264ZM154 127V126H153ZM199 127V126H198ZM211 127V126H210ZM233 127V126H232ZM152 128V129H151ZM168 128V127H167ZM222 128V127H221ZM257 127H255V129H256ZM52 129V128H51ZM61 129V128H60ZM78 129V128H77ZM199 129V128H198ZM197 129V130H198ZM208 129V128H207ZM253 129H254V127H253ZM254 129V130H255ZM63 130V129H62ZM203 130V129H202ZM203 130V131H204ZM233 128H232V132H233ZM257 130V129H256ZM46 131V130H45ZM61 131V130H60ZM203 131H202V133H203ZM208 131H209V129H208ZM213 131V130H212ZM257 131H259V130H257ZM48 132V131H47ZM170 132V131H169ZM174 132V131H173ZM206 132H207V130H206ZM256 132V131H255ZM58 133V132H57ZM62 133V132H61ZM194 133H196V132H194ZM201 133V132H200ZM201 133V134H202ZM208 133V132H207ZM258 133V132H257ZM260 133V132H259ZM262 133V132H261ZM46 134V133H45ZM45 134H44V136H45ZM60 134V133H59ZM216 134V133H215ZM215 134H212V135H215ZM262 134H264V133H262ZM49 135V134H48ZM204 135V134H203ZM212 135H209V137L210 136H212ZM259 135H261V134H259ZM55 136H56V134H55ZM236 136H237V134H236ZM255 136H256V133H255ZM264 136V135H263ZM169 137V136H168ZM257 137H258V134H257ZM260 137V136H259ZM259 137L257 138V141L256 140H253L254 142L256 141V144H257V142H258V140H259ZM146 138V139H145ZM173 138V137H172ZM171 137H170V140L172 139ZM261 138H263L262 137V135H261ZM167 139H169V138H167ZM167 139H164V140H166V141H163L164 143L165 142H169L170 140H167ZM227 139V138H226ZM44 140V139H43ZM60 140V139H59ZM175 140V139H174ZM190 140V139H189ZM196 140V139H195ZM195 140H193V142H195ZM200 140H201V138H200ZM228 140V139H227ZM264 140V139H263ZM263 140L261 141V143L263 142ZM160 141V140H159ZM173 141V140H172ZM188 141V140H187ZM191 141H192V139H191ZM197 142H198V140H196ZM217 141V140H216ZM223 141H225V140H223ZM253 141H252V144H253ZM66 142V141H65ZM162 141H161V146H163V143ZM167 142V143H168ZM226 142H228V141H226ZM225 142V143H226ZM230 142H231V140H230ZM233 142V141H232ZM260 142V141H259ZM24 143H26V144H24ZM217 143H218V141H217ZM221 145H222V143L223 142H221V140H220V142H219ZM30 144V143H29ZM28 144V145H29ZM47 144V143H46ZM60 144V143H59ZM195 144H196V142H195ZM212 145H214V143H211ZM220 144H217L218 145V147L217 148H219V145ZM224 144V143H223ZM227 144V143H226ZM264 144V143H263ZM189 145V144H188ZM192 145V144H191ZM220 145V146H221ZM254 145H255V143H254ZM35 146V147H36ZM59 146V145H58ZM178 146V145H177ZM190 146V145H189ZM216 146V145H215ZM214 146V147H215ZM224 146V145H223ZM226 146V145H225ZM228 146V145H227ZM256 146V145H255ZM30 147V146H29ZM65 147V146H64ZM175 147V146H174ZM179 147V146H178ZM177 147V148H178ZM210 147V146H209ZM257 147V146H256ZM255 147V148H256ZM50 148V147H49ZM172 149H173V145H172V147H171ZM170 148V149H171ZM176 148V149H177ZM32 149V148H31ZM62 149V148H61ZM213 149V148H212ZM219 149H222V148H219ZM257 150H258V147L256 148ZM264 149V148H263ZM263 149H261V150H263ZM64 150H66V149H64ZM167 150H169V149H167ZM178 150V149H177ZM207 150H209L210 151V149H207ZM206 150V151H207ZM214 150H215V148H214ZM261 150H260V153H263V152H261ZM35 151V150H34ZM208 151V152H209ZM219 151V150H218ZM221 151V150H220ZM60 151H58V153H59ZM135 152V153H136ZM141 152V153H142ZM166 152V151H165ZM174 152H175V150H174ZM173 152V153H174ZM178 152V151H177ZM223 152V151H222ZM247 152V151H246ZM251 152V151H250ZM254 152V151H253ZM258 152V151H257ZM122 153V152H121ZM135 153L134 154H132L131 156H134V158H135V156L137 155H135ZM156 153V152H155ZM172 153V152H171ZM207 153V152H206ZM205 153V154H206ZM215 153H217L218 154V152H217V149H216V152ZM220 153V152H219ZM224 153V152H223ZM236 153V152H235ZM239 153V152H238ZM242 153V152H241ZM240 153V154H241ZM249 153V152H248ZM64 154V153H63ZM70 155V154H72L71 153V151H69L66 155ZM140 154V153H139ZM143 154V153H142ZM146 154V153H145ZM144 154V157L146 156ZM203 154V153H202ZM208 154H211V151H210V153H208ZM207 154V155H208ZM213 154V153H212ZM32 155V154H31ZM120 155V154H119ZM130 155H129V157H130ZM160 155V154H159ZM159 155H157V157L159 156ZM161 155H162V153H161ZM160 155V156H161ZM165 155V154H164ZM230 155V154H229ZM252 155H254V154H252ZM261 155V154H260ZM138 156H141V155H138ZM148 156H149V154H148ZM160 156H159V158H160ZM163 156V155H162ZM171 156V155H170ZM202 156V155H201ZM209 156V155H208ZM212 156V155H211ZM214 156H215V154H214ZM213 156V157H214ZM231 156V155H230ZM254 156H256V155H254ZM259 156V155H258ZM263 156H264V154H263ZM28 157V156H27ZM64 157V156H63ZM80 157V158H81ZM150 157V156H149ZM156 157V156H155ZM169 157V156H168ZM197 158L199 157V156H196ZM207 157V156H206ZM239 157V156H238ZM237 157V158H238ZM262 157V156H261ZM118 158V157H117ZM132 158V157H131ZM137 158V157H136ZM141 158V157H140ZM139 158V159H140ZM143 158V157H142ZM152 158H154V157H152ZM152 158H151V161H152ZM163 158V157H162ZM162 158H160L159 160H161ZM200 158V157H199ZM199 158L197 159V160H199ZM202 158V157H201ZM205 158V157H204ZM247 158V157H246ZM245 158V159H246ZM260 158V157H259ZM263 158V157H262ZM83 159V158H82ZM85 159H86V157H85ZM89 159H90V157H89ZM138 159V161L140 162V160ZM145 159V158H144ZM157 159V158H156ZM165 159V158H164ZM207 160H208V157L206 158ZM252 159H253V157H252ZM28 160V159H27ZM57 160H58V162H57ZM71 160V161H70ZM98 162H97V161ZM119 160V159H118ZM121 160V159H120ZM119 160V161H120ZM128 160V159H127ZM196 160V159H195ZM203 160V159H202ZM210 160V159H209ZM228 160V159H227ZM238 160V159H237ZM260 160V159H259ZM47 162L48 161V164H50L51 166H50V168L49 169H46L47 170V172H45V174H41V173H38L37 171L39 170V168H40V166L41 165H43L44 164V162ZM119 161H116L117 163L119 162ZM122 161H123V159H122ZM122 161L121 162H119L120 164L122 163ZM125 161V160H124ZM131 161V160H130ZM204 161V160H203ZM251 161V160H250ZM250 161H249V163H250ZM256 161H258V160H256ZM45 162V163H46ZM52 162V163H51ZM129 162V161H128ZM132 162V161H131ZM131 162H129V163H127L126 164V166H128V167H132V166H134L133 165V163H131ZM138 162V163H139ZM205 162V161H204ZM203 162V163H204ZM227 162V161H226ZM246 162H248V161H246ZM252 162V161H251ZM261 163H262V161H260ZM23 164L25 163V162H22ZM71 163V164H70ZM81 163V162H80ZM125 163V162H124ZM144 163V162H143ZM155 163V162H154ZM195 163V162H194ZM225 163V162H224ZM237 163H238V161H237ZM242 163V162H241ZM248 163V164H249ZM263 163H264V159H263ZM262 163V164H263ZM29 164V163H28ZM61 164H64L65 166H66V169L64 170V172H63V175H62V177H57V173H58V171L60 172L61 171ZM70 164V165H69ZM196 165H194L195 167L197 166V164L198 163H195ZM245 164V163H244ZM258 164V163H257ZM262 164H260L261 166H262ZM31 165V164H30ZM114 165H117V164H113L112 166H114ZM190 165V164H189ZM202 165V164H201ZM200 165V166H201ZM205 165V164H204ZM43 166H45V165H43ZM64 166V167H65ZM105 166V167H104ZM108 166V165H107ZM119 166V165H118ZM122 167H124V168H121V167H117V168H115V169H119V172H120V170L121 169H126V167L125 166H123V165H121ZM151 166V165H150ZM188 166V165H187ZM193 166V165H192ZM193 166V167H194ZM199 165H198V168H197V170L199 169L200 170V168L201 167H204L205 168V166H201L200 167ZM207 166V165H206ZM235 166V165H234ZM234 166H233V168H234ZM240 166V165H239ZM247 166V165H246ZM227 167V166H226ZM232 166H230V169L232 170V168H231ZM247 167H250L249 165L247 166ZM253 166L251 165V168H252ZM257 167V166H256ZM258 167H260V166H258ZM263 167V166H262ZM21 168H23V167H21ZM43 168V167H42ZM107 168H109V167H107ZM106 168V169H107ZM113 168V167H112ZM111 167H110V170L112 169ZM189 168V167H188ZM190 168H191V166H190ZM213 168V167H212ZM211 168V169H212ZM243 168V167H242ZM264 168V167H263ZM137 169V168H136ZM185 169H187V168H185ZM206 169H208V168H206ZM211 169L209 170V171H211ZM215 169V168H214ZM222 169V168H221ZM227 169H229V167L228 168H224V171L225 170H227ZM247 169V168H246ZM16 170V169H15ZM20 170V169H19ZM25 170H26V168H25ZM30 170H31V168H30ZM29 170V171H30ZM49 170V171H48ZM108 171H109V169H107ZM130 170V169H129ZM131 170H133V169H131ZM182 171H184V169L182 168L181 169ZM191 170H192V168H191ZM194 170V169H193ZM203 170V168L200 170V172ZM215 170H217V169H215ZM214 170V171H215ZM237 170V169H236ZM239 170V169H238ZM135 170H133V172H134ZM189 171V170H188ZM195 171V170H194ZM204 171H205V169H204ZM209 171L207 170V171H205L206 173L208 172L209 173ZM214 171H213V174H214ZM228 171V170H227ZM226 171V172H227ZM232 171H234V170H232ZM232 171H230V172H232ZM17 172V171H16ZM24 172V171H23ZM26 172V171H25ZM24 172V173H25ZM112 172V171H111ZM129 172V171H128ZM127 171L124 173V172H122L123 174H129V176L133 173H128ZM185 172V171H184ZM199 172V171H198ZM223 172V171H222ZM226 172H224V173H226ZM230 172L229 173H226V174H228V176H227V178H229V174H230ZM240 172H243V169H242V171L240 170ZM244 172H246L245 171V167H244ZM14 173V172H13ZM36 173H38L37 175H36ZM110 172H108V174H109ZM113 173V172H112ZM114 173H116V170H115V172ZM117 173H118V171H117ZM180 173V172H179ZM178 173V174H179ZM187 173V172H186ZM182 174L180 177H178V178H180L181 180H193L192 179V176L193 175H195L194 173L192 174L191 172V174ZM197 173V172H196ZM202 173V172H201ZM200 173V174H201ZM234 173H235V171H234ZM233 173V175H235ZM259 174H260V172H258ZM16 174V173H15ZM21 174V173H20ZM23 174V173H22ZM27 174V173H26ZM85 174V175H84ZM119 174H121V172L119 173ZM169 174V173H168ZM181 174V173H180ZM199 174V173H198ZM197 174V175H198ZM203 174H204V172H203ZM223 174V173H222ZM226 174L223 176L224 178H226L225 176H226ZM237 174H238V172H237ZM240 174H243V173H239L238 174V176H242V175H240ZM10 175V176H9ZM84 175V177L83 178H81V176H83ZM110 175V174H109ZM116 175H118V174H116ZM116 175H113V177H114V180H117L118 179V181H116V182H112L111 181V183H113L112 184V186H110L111 187V191H112V195H114L113 194V192L114 193H117L120 189L122 190V188H121V181L122 180H124L123 179V175H119V178H118V176L117 177H115ZM134 175V174H133ZM202 175V174H201ZM217 176L219 175L218 173L216 174ZM216 175L214 176L215 178H217L216 177ZM233 175L232 176H230L231 178L233 177ZM246 175H249L248 173L246 174ZM255 175V173L252 175V176H254ZM15 176V175H14ZM88 176V177H89ZM101 176V179L103 178L102 176L103 175H99V177ZM125 176V175H124ZM128 176V175H127ZM126 176V177H127ZM143 176V175H142ZM176 176H177V174H176ZM175 176V177H176ZM204 176V175H203ZM208 176H209V174H208ZM211 177H213L212 175H210ZM222 176V175H221ZM235 176H237V175H235ZM234 176V178H236V179H238L237 177H235ZM243 176L245 177V175L243 174ZM20 177H23V176H20ZM88 177H86L87 179H88ZM95 177V178H96ZM106 177V176H105ZM141 177V176H140ZM146 176H144V178H145ZM202 177V176H201ZM210 177V178H211ZM249 177V176H248ZM247 177V178H248ZM262 177H263V179H264V170H263V173H262ZM13 178V177H12ZM81 178V179H80ZM89 178V179H90ZM108 178V177H107ZM116 178V179H115ZM137 178V177H136ZM139 178V177H138ZM141 178H143V177H141ZM170 178L172 179H174V177L172 176V174H171V176H170ZM170 178H169V180L168 181H170ZM177 178V177H176ZM198 178H200V177H196L195 179H198ZM209 178V177H208ZM223 178V179H224ZM226 178V179H227ZM234 178L232 179V180H234ZM243 178V177H242ZM255 178V180H256V176L254 177ZM257 178H258V174H257ZM260 178H261V175H260ZM260 178H258L257 180H259ZM14 179V178H13ZM16 179H17V177H16ZM20 179V178H19ZM88 179V180H89ZM96 179H98V177L96 178ZM100 179V178H99ZM98 179V180H99ZM100 179V180H101ZM146 179L147 178H145V179H143V180H145L146 181ZM180 179H178L179 181L178 182H180ZM201 179V178H200ZM199 179V180H200ZM213 179V181H214V178H212ZM217 179H222V177L221 178H217ZM235 179V183L234 184H229V186H228V189H223V188H221V186H223V185H220L219 184V186H220V188H218L219 189V193L217 194H215L214 193V191L216 190H214L212 187H209L208 185V187H205V185H204V183H213L212 181L211 182H205V180H207L206 178H205V180H203L202 181V179L199 181H197V180H193V182H191V185L193 186V184L192 183H194V181H196L195 183V185L193 186L194 188H192V190L194 191L193 192V199H192V201L190 200V199H188V201H185V202H181L180 200H177V195H176V200L175 201H177L176 203H173V208H172V210H171V212H165V210L167 209V207H162V205H161V207L158 205V207L157 208H155V209H158V211L156 212H154V216H153V218L150 220L149 219V221L147 222L146 220H147V218H146V220L145 221H143L144 219H145V216H143L144 217V219L143 220H141V221H138V219L137 218H135V217H133L136 221H138V222H136V221H134V220H132L133 221V223L134 222H136L137 224H135V226H133V224H132V226L134 227V228H129V229H125L124 230V233L123 232H121L122 230L121 229H119L120 230V232L121 233H123V237H122V234L120 235V238H118V239H116V238H112V237H110V233H109V231H113V230H115L116 229V227H118L119 228V226H121L122 227V224L125 222V219L127 218V217H125L123 214V216L121 215V216H117L116 215V217H114L113 216V218L112 217H110L109 219L107 218L106 220H104V222H101L100 223V221H94V222H92V219H87V218H90L91 217V215H94L96 212H97V205L98 204H100V202H103V200L105 199V197H107L108 195H106V196H104V194H102L101 195V198H98V197H96L95 199H85V201L83 202V200H80V195H77V196H74V198H72L71 200H65V199H63L64 201L62 202L61 200H60V202H62V204L60 205H58L55 209H53V210H51L50 211V213H52V214H50V216H49V214L47 215V218H45L44 219V222H45V220L46 221H49V222H55V221H58V223H60V220H61V224H63L64 226H66L67 224H68V222L73 218H77V217H82L81 219V221H82V227H77V228H79V232L77 233V234H75L74 236H72V239L73 240H77V244H75L74 243V245H76V249L77 250H79L80 251V253H81V251L83 252V250H84V248L86 247V245H87V242L88 241H86L85 240V236H87L86 234H89L88 235V238H87V240L89 239V236H90V238L91 239H93V240H96V241H98V244L96 245V246H94L93 244V248H91V246H89V250L88 251H91V253L92 252H94V254H91V255H86V257L88 258H84V261L82 260V262L80 263V264H148V262H152L153 264H264V217L262 218L261 216V218H262V221H261V223H259V224H261L262 226H258L259 224L257 223V225L256 226H258L259 228H257V227H255L254 225V223H253V219H256V217H258L257 215H256V217H254V216H251V215H249V216H251V218H249V219H251V220H249V223H244L243 221L245 220V218H244V220L241 222V221H239V220H237V218H236V220H237V223H235V221L234 222H232V223H229L228 224V222H229V220H230V216H232V219L231 220H234L233 219V216H236L235 215V213L237 212V210H239L240 211V209L239 208H237L236 206V204H238V206H240V208H242V209H245V210H242V212L244 213V214H246V212H248V210H250V208H252L253 209V207L252 206H255L256 208H258L259 210H260V212L262 211V209L264 208V180H262V179H260V180H262V181H260V182H257V183H251V184H253V186L250 188V189H246L247 191H245L246 192V195H247V192H248V196L249 197H247V198H242L241 196H240V194H243L242 192H234L235 194H232L233 192V190H234V188H235V186L237 185L238 186V184L241 182V180H239L240 182H237L236 183V180ZM239 179H241V178H239ZM245 178H243V180H244ZM249 179V178H248ZM90 180H94V179H90ZM90 180L88 181V182H90ZM113 180V181H114ZM142 180V179H141ZM140 180V183L142 182ZM175 180V179H174ZM174 180H172L173 181V183H171V185L173 184H175L176 183V186L178 185L177 183V181L174 183ZM216 180V179H215ZM220 180H217L215 183L217 184V182L218 181H220ZM230 180V179H229ZM10 181V180H9ZM83 181H85V179L83 180ZM125 181V180H124ZM157 181V180H156ZM224 181H226V180H224ZM231 181V180H230ZM244 181H247L246 179L244 180ZM22 182V181H21ZM77 182V183H76ZM79 182H80V184H79ZM87 182V185L89 184ZM92 182V181H91ZM135 182V181H134ZM139 182V181H138ZM148 182V185H149V182H151V181H147ZM182 182V181H181ZM180 182V183H181ZM188 182V181H187ZM187 182H183V183H187ZM250 182V181H249ZM254 182H256V181H254ZM6 183V184H5ZM20 183V182H19ZM26 183V182H25ZM30 183V182H29ZM98 183V182H97ZM106 183V182H105ZM108 183H110V182H108ZM107 183V185H110V184H108ZM124 182H122V184H123ZM131 183V182H130ZM133 183V182H132ZM136 183V182H135ZM139 183V184H140ZM145 183V182H144ZM180 183H179V185L177 186V187H179L180 186ZM183 183H182V186H183ZM221 183V182H220ZM228 183L229 182H227V185H228ZM232 183H233V181H232ZM242 183V182H241ZM243 183H245V182H243ZM75 184H77V185H75ZM83 184H85L84 182H83ZM92 184V183H91ZM102 184V183H101ZM216 184H213V185H215L216 187H218ZM250 184V183H249ZM248 184V185H249ZM250 184V185H251ZM16 184H14V186H15ZM93 185V184H92ZM91 185V186H92ZM128 185H130V184H128ZM132 185V184H131ZM135 185V184H134ZM146 185H147V183H146ZM157 185V184H156ZM172 185V186H173ZM191 185H190V187H191ZM212 185V184H211ZM210 185V186H211ZM225 185V184H224ZM227 185H225L226 187H227ZM240 186H241V184H239ZM9 186H10V184H9ZM22 186V185H21ZM20 186V187H21ZM82 187H83V185H81ZM91 186H89V187H91ZM93 186H95V185H93ZM136 186V185H135ZM175 185H174V187H172L171 189L172 190H174L175 189V187H176ZM224 186V188H226ZM239 186V187H240ZM242 186H244V184L242 185ZM241 186V187H242ZM245 186H247V185H245ZM79 187H77V188H79ZM85 187V186H84ZM108 187V186H107ZM109 187V188H110ZM125 187V186H124ZM123 187V188H124ZM140 187H145L144 185H142V186H140ZM150 186H148V187H146V188H149ZM176 187V188H177ZM187 187H188V184H187ZM187 187H185V188H187ZM240 187V188H241ZM10 188V187H9ZM29 188V187H28ZM53 188L55 189L54 191H53ZM126 188H127V183H126ZM134 188V187H133ZM135 188H137V187H135ZM151 188V187H150ZM183 189V187H179V189ZM238 188V187H237ZM240 188H238V189H240ZM82 189V188H81ZM152 189V188H151ZM217 189V190H218ZM223 189V190H222ZM7 190V189H6ZM20 190V189H19ZM22 190V189H21ZM78 190V189H77ZM120 190V191H121ZM125 190V189H124ZM128 190H131V189H128ZM135 189H133V191H134ZM176 191L178 190V189H175ZM175 190L173 191V192H175ZM186 190V189H185ZM205 190V192H206V194H204V195H206L205 197H210V195H211V197H210V199L209 198H205L201 193H205V192H203ZM216 190V191H217ZM242 191H244V189H243V187H242V189H241ZM10 191V190H9ZM59 191V190H58ZM82 191V190H81ZM80 191V192H81ZM85 191V190H84ZM83 191V192H84ZM123 191V190H122ZM127 190H125L124 192L126 193V194H128V192L129 191H127ZM146 191V190H145ZM171 191V190H170ZM170 191H169V193H170ZM182 191V190H181ZM181 191H179L178 193L180 194V192ZM184 191V190H183ZM187 191V190H186ZM232 193H231V192ZM234 191H236V189L234 190ZM237 191H240V190H237ZM7 192H8V190H7ZM20 192V191H19ZM70 192V191H69ZM78 192L79 191H77L76 193L78 194ZM106 192V191H105ZM152 192V191H151ZM188 192H190V190H188ZM187 192V193H188ZM3 193V192H2ZM11 193H12V191H11ZM61 193V192H60ZM82 193V192H81ZM85 193H87L88 194V191H86ZM84 193V194H85ZM108 193H109V191H108ZM119 193H122V192H118V194ZM134 193V192H133ZM145 193V192H144ZM191 193V192H190ZM89 194H90V192H89ZM181 194H182V192H181ZM180 194V195H181ZM184 194H185V191H184ZM1 195V194H0ZM9 195H11V194H9ZM30 195H32V194H30ZM29 195V196H30ZM60 195V194H59ZM86 195V194H85ZM95 195V194H94ZM93 195V196H94ZM112 195H109V196H111L112 197ZM141 195V194H140ZM172 195V194H171ZM170 195V196H171ZM174 195V194H173ZM172 195V197H174ZM185 195H189V194H185ZM4 196V195H3ZM14 196V195H13ZM16 196V195H15ZM14 196V197H15ZM47 196H49V197H47ZM57 196V195H56ZM78 196H79V198H78ZM83 196V195H82ZM96 196V195H95ZM94 196V197H95ZM99 196V195H98ZM108 196V197H109ZM130 195H128V197H129ZM144 196V195H143ZM142 196V197H143ZM41 197H38L40 200H41ZM85 197V196H84ZM116 196H114L113 198H115ZM156 197V196H155ZM182 197H185L184 195L182 196ZM189 197V196H188ZM192 197V196H191ZM240 197H241V199H240ZM0 198H2V197H0ZM37 197H36V199H38ZM70 198V197H69ZM81 198H83V197H81ZM86 198H88L87 196H86ZM89 198H90V196H89ZM93 198V197H92ZM113 198H112V200H113ZM123 198H126V200H127V197H122V199ZM139 198H140V196H139ZM138 198V199H139ZM159 198V197H158ZM178 198H181V197H179V195H178ZM186 198V197H185ZM248 198H250V200L248 201V200H246V199H248ZM5 199V198H4ZM55 199V198H54ZM60 199V198H59ZM84 199V198H83ZM134 199V198H133ZM135 199H137V197L135 198ZM134 199V200H135ZM140 199H143V198H140ZM139 199V201H137L138 203H136V205H135V202H132L131 204L133 205L134 204V206H132V205H130V206H132L128 211H126V213H127V215H133V214H137V216H138V211L142 208V209H144V207H146L147 206V203L145 202V198L143 199V200H140ZM147 199V198H146ZM155 199V198H154ZM166 199V198H165ZM167 199H169V198H167ZM166 199V200H167ZM175 199V198H174ZM87 200V201H86ZM106 200V199H105ZM115 200V199H114ZM118 200V199H117ZM116 200V201H117ZM121 200V199H120ZM119 200V201H120ZM131 200V199H130ZM148 200V199H147ZM146 200V201H147ZM150 200V199H149ZM148 200V202H150ZM158 200V199H157ZM157 200H154L155 202H154V204L155 203H157L158 201ZM165 200V201H166ZM170 200H172V198H170ZM183 200V199H182ZM59 201V200H58ZM116 201H110V202H112V204L114 203V202H116ZM152 201V200H151ZM164 201V202H165ZM169 201V200H168ZM167 201V202H168ZM174 201V200H173ZM174 201V202H175ZM180 201V202H179ZM42 202V203H41ZM52 202V201H51ZM59 202V203H60ZM105 202V201H104ZM118 202V201H117ZM121 202V201H120ZM126 202V201H125ZM162 202H163V200H162ZM166 202V203H167ZM170 202L171 201H169V203H168V205H170ZM1 203V202H0ZM17 203V202H16ZM123 203H124V200H123ZM166 203H165V205H166ZM172 203V202H171ZM2 204V203H1ZM48 204H49V202H48ZM116 204H118L119 206H120V203L118 202V203H116ZM128 204V203H127ZM149 204V203H148ZM158 204V203H157ZM204 205L201 209H200V206L201 205ZM109 205V204H108ZM114 206H117V205H115V204H113ZM121 205H122V203H121ZM125 205V204H124ZM164 205V204H163ZM168 205H166V206H168ZM103 206H106V204H104ZM128 206V205H127ZM151 206V205H150ZM154 205H152L151 207H153ZM156 206V205H155ZM171 206H172V204H171ZM171 206H168V207H170L171 208ZM50 207V206H49ZM52 207V206H51ZM99 207V206H98ZM148 207H149V205H148ZM192 207L194 208V212H191L190 210H192ZM254 207V208H255ZM45 208V207H44ZM101 208V207H100ZM125 208V207H124ZM164 208H166V209H164ZM255 208V209H256ZM108 209H111V208H109L108 207ZM114 209V208H113ZM126 209V208H125ZM141 209V210H142ZM147 209V208H146ZM149 209H150V207H149ZM153 209V208H152ZM169 209V208H168ZM167 209V210H168ZM200 209V210H199ZM248 209V210H247ZM251 209V210H252ZM46 210V209H45ZM102 210V209H101ZM103 210H104V208H103ZM115 210V209H114ZM122 210V209H121ZM127 210V209H126ZM145 210V209H144ZM154 210V209H153ZM152 210V211H153ZM112 211V210H111ZM148 211V210H147ZM229 211H230V213H229ZM232 211H233V213H234V215H233V213H232ZM106 213H107V211H105ZM104 212V213H105ZM114 212V211H113ZM121 212V211H120ZM120 212H119V214H120ZM124 214H126L125 213V210L124 211H122ZM139 212H142V211H139ZM241 212V211H240ZM253 211H251V212H249L248 214H250V213H252ZM255 212V211H254ZM258 212L259 211H257V214H258ZM260 212H259V214H260ZM263 212V211H262ZM261 212V213H262ZM38 213V212H37ZM44 213V212H43ZM45 213H47V212H45ZM105 213V214H106ZM117 213V212H116ZM142 213H144V211L142 212ZM141 213V214H142ZM145 213H148V212H146L145 211ZM232 213V214H231ZM242 213V214H243ZM97 214V213H96ZM95 214V216H97ZM109 214V213H108ZM140 214V215H141ZM150 214V213H149ZM152 214H153V212H152ZM238 214H239V212H238ZM241 214V215H242ZM247 214V215H248ZM43 215H45V214H43ZM45 215V216H46ZM113 215V214H112ZM247 215H244V216H246L247 217ZM255 215V214H254ZM39 216V215H38ZM37 216V217H38ZM110 216V215H109ZM147 216V215H146ZM243 216V215H242ZM264 216V215H263ZM29 217V216H28ZM44 217V216H43ZM130 217L132 218V216H129L128 217V219H130ZM140 217H142V216H140ZM140 217H138V218H140ZM148 217V216H147ZM150 217V216H149ZM152 217V216H151ZM237 217H239V216H237ZM254 217V218H253ZM105 218H106V216H105ZM132 218V219H133ZM235 218V217H234ZM241 218V217H240ZM72 219V220H73ZM74 219V220H75ZM95 219V218H94ZM97 219V218H96ZM102 219H103V217H102ZM128 219H126V221H128L129 222V220ZM260 219V218H259ZM259 219H256V220H254V221H259ZM78 219H76V221H77ZM140 220V219H139ZM261 220V219H260ZM28 221V220H27ZM102 221V220H101ZM132 221H130L131 223H132ZM143 221V222H142ZM246 221V220H245ZM250 221L252 222V223H250ZM43 222V223H44ZM78 222V221H77ZM100 224H99V223ZM231 222V221H230ZM247 222V221H246ZM79 223V222H78ZM127 223V222H126ZM125 223V224H126ZM130 223V224H131ZM217 223H220V224H217ZM28 224V223H27ZM45 224H47L46 222H45ZM49 224V223H48ZM93 224L94 225H99V227H98V229L96 230H93L92 232H90V233H87V231L90 229V227L91 226H93ZM51 224H49V226H50ZM74 225V224H73ZM76 225V224H75ZM74 225V226H75ZM126 225H128V224H126ZM150 225H152V228H153V230H152V232L151 231H149L148 232V230L147 231H144V229H147L148 227L147 226H150ZM7 226H9V225H7ZM53 226V225H52ZM77 226H79V225H77ZM129 226V225H128ZM61 227H63V226H61ZM120 227V228H121ZM124 227V226H123ZM147 227V228H146ZM49 228V227H48ZM76 228V229H77ZM150 228H151V226H150ZM5 228L4 227H0V237H1V232H2V230H4ZM55 229V228H54ZM122 229H124V228H122ZM253 229V230H252ZM13 230V229H12ZM32 230V229H31ZM140 230H142V231H140ZM150 230V229H149ZM18 231V230H17ZM46 231V230H45ZM54 231V230H53ZM116 231H118V230H116ZM23 232H25V231H23ZM31 232V231H30ZM58 232V231H57ZM65 232V233H64ZM29 233V232H28ZM66 233H69V229L67 230V228L65 229V231L64 230H62V232H61V234H66ZM86 233V234H85ZM117 233V232H116ZM118 233H119V231H118ZM33 234V233H32ZM32 234H30V236H33ZM40 234V233H39ZM60 234V233H59ZM60 234V235H61ZM57 235V234H56ZM26 237V238H32V237ZM35 236V235H34ZM63 236V235H62ZM67 236V235H66ZM113 236V235H112ZM114 236H115V234H114ZM119 236V235H118ZM39 237V236H38ZM37 237V238H38ZM44 237V236H43ZM60 237L61 236H59V239H60ZM23 238V237H22ZM42 237L40 236V239H41ZM95 238V239H94ZM24 240V239H23ZM26 240V239H25ZM34 240H36V239H34ZM55 240L57 241L58 240V236L57 237H55ZM2 241V240H1ZM38 241H40V240H38ZM37 241V242H38ZM90 242H91V240H89ZM95 241V242H96ZM36 242V241H35ZM71 242V241H70ZM27 243V242H26ZM68 244H69V242H68ZM91 244V243H90ZM90 244H88V245H90ZM6 245V244H5ZM31 245V244H30ZM40 245V244H39ZM55 245V244H54ZM62 245V244H61ZM71 245V250L73 249V244H70ZM33 246V247H32ZM31 247H28L27 249H25L26 251L22 254V257H21V260H22V258H23V256L24 257H26V256H32V257H34V255L35 254H37V252H40V247H39V251H38V249H37V246H34V245H32ZM57 246V245H56ZM60 246V245H59ZM64 246V245H63ZM62 246V247H63ZM67 246H69V245H67ZM17 247V246H16ZM88 247V246H87ZM6 248V247H5ZM15 247H11L10 249H9V252H10V250H13ZM26 248V247H25ZM51 248V247H50ZM64 248V247H63ZM69 248H70V246H69ZM7 249V248H6ZM46 249V248H45ZM45 249H44V251H45ZM48 249V248H47ZM96 249V250H95ZM98 249V250H97ZM63 250V249H62ZM65 250V249H64ZM69 249H67V252H71V251H68ZM5 251V250H4ZM16 251V250H15ZM42 251H43V249H42ZM41 251V252H42ZM43 251V252H44ZM48 251V250H47ZM78 251V252H79ZM97 251L98 252H100V254H97ZM6 252V251H5ZM17 252V251H16ZM84 252H86V250L84 251ZM49 253V252H48ZM52 253V252H51ZM50 253V254H51ZM76 254H77V251L75 252ZM16 254V253H15ZM40 254V253H39ZM60 254H62V256L65 254V253H62V251H61V248L59 247H55L54 249H53V257H57L58 258V256H60ZM73 254H74V252L72 251V256H73ZM84 254V253H83ZM83 254H81L82 255V257H83ZM90 254V253H89ZM45 255V254H44ZM51 255V256H52ZM68 255V254H67ZM66 255V259H67V257L69 258L71 255L69 254L68 256ZM78 255V254H77ZM81 255H78V256H80L81 257ZM71 256V257H72ZM74 256H75V254H74ZM48 257H49V255H48ZM61 257V256H60ZM76 258H77V256H75ZM79 257V259H80V261H81V258ZM8 258V257H7ZM45 258V257H44ZM47 258V257H46ZM45 258V259H46ZM54 259V261L55 260H57V261H59L60 260V258H59V260L58 259ZM63 257H61V259H62ZM17 259V258H16ZM23 259H25V258H23ZM14 260V259H13ZM43 260V259H42ZM51 260V259H50ZM74 260H75V258H74ZM74 260H72L71 259V261H73L74 262ZM15 261V260H14ZM24 261V263H27L28 261L26 260V262H25V260H23ZM30 261V260H29ZM33 261H34V258H33ZM53 261V260H52ZM53 261V262H54ZM60 261H62V260H60ZM63 261H64V258H63ZM44 262V261H43ZM51 262V261H50ZM50 262H48V263H50ZM68 262H70V260L68 259ZM73 262H71V263H73ZM79 262V261H78ZM45 263H46V261H45ZM47 263V264H48ZM67 262H65V264H66ZM75 263V262H74ZM20 264H22V263H20ZM41 264V263H40ZM68 264H70V263H68ZM151 264V263H150Z\"/></svg>","mask_w":264,"mask_h":264},{"label":"rangeland","instance_id":"obj_2","mask_svg":"<svg viewBox=\"0 0 264 264\" xmlns=\"http://www.w3.org/2000/svg\"><path fill=\"white\" fill-rule=\"evenodd\" d=\"M1 1V0H0ZM14 0H12L11 2H9L8 3V6H3V7H1L0 8V14H2V15H0V16H2V17H0V58H1V60H4V59H6L5 57H7V59L6 60H4L3 62L0 60V64H2V63H5V64H2V65H0V77L1 76H3V77H1L0 78V80L2 81H0V93H2V94H0V106H2L3 105V107L5 108L6 107V110H16V112H18L19 114H23V116L24 115H26V113L31 109V107L33 106V105H35V104H37V102L38 101H45V97H46V99L48 100H46L45 101V104L47 105V103L49 102V104L51 105H49L48 104V108H53V106L56 104V105H58L57 103H60V102H62L63 101V99L65 100H67V98L69 97V96H72L71 98H69V99H72V101H71V103L70 104H72V105H69V106H57L56 107V109L55 110H52V111H50V113H48L46 116H45V119H43V121H42V127L40 128V132L42 133V136H43V138H42V143H43V145L45 146V148H47V149H51L52 151H53V153L54 154H56V155H58L59 156V159L58 160H60V159H63V161H62V163H64L66 166H67V164L68 163H66V161L65 160H67L68 161V159L69 158H72L73 159V161L74 162H76V164L77 165H79V164H84V165H87L88 166V163L90 164V162L94 159V158H91L92 157V154H93V157H95L96 156V152H98L97 151V149H93L92 151H94V153H92V154H90V156L89 155H87V156H80L81 154H80V151H72V149H70V148H67L66 147V143L68 142V140H69V138L72 136V135H74V133L75 132H77L79 129H80V127L81 126H83V125H85L88 121H91V120H95L94 118H96L97 117V115H99V114H101V112H103V111H105V110H108V109H112V100L113 101H116L118 98H120L125 92H127L128 90H129V87H131L137 80H141V78H143V75H146L148 72H150V70L148 71V69L149 68H152L153 67V65H158L159 64V67L161 66V64L162 63H164V62H168L169 60H171L172 58H174L175 56H177V54H179V52H180V49L179 48H176V49H174L171 53H170V55L168 56V55H166V57H163V58H161V59H159V61H150V62H148V59H146L145 58V56H144V53H145V50L143 51L142 50V38H141V35H142V31H141V29L142 30H145L146 29V27H147V29L150 27V21L151 20H153V18H155V16H156V14L158 13L157 12V9L156 8H148V9H145V10H143V12L141 13V17H140V19H138V20H136L133 24H131V25H129L128 27H122L121 25H120V17L119 18H114V17H105V16H101L102 15V12L101 11H107L108 9V7L109 6H111V4L112 5H114V3H116L115 5H119V6H129V4H132L134 1H136V0H112V1H110V0H99V1H97L98 2V4L97 3H94L96 6L95 7H93L94 5H88L87 6V9H86V4H87V0H80L81 2L82 1H84V3L86 2V4H85V6L83 5V9H82V11H81V9L79 8L78 10H80L79 11V13L81 14H77L76 12H78L77 10H74L75 11V13H74V11L72 10V8L74 9L76 6H80V5H82V4H84V3H76V0H73L71 3H68V4H66V0L64 1V0H59V1H61L60 3H59V1L58 0H50V2H49V0L46 2V3H44V2H42V1H46V0H34L33 2L32 1H30V0H27V1H29V2H27L26 0H16V2L14 1V3H12ZM21 1V2H20ZM68 2H70L69 0H67ZM79 1V0H78ZM79 1V2H80ZM115 1V2H114ZM206 1H208V0H206ZM257 1H259V0H250V1H248V5L246 4V3H244V4H242V6H245V5H247V6H245V7H242L241 6V8H238V7H236V8H238V9H236L235 8V6H239L240 4H241V2H243V1H240V0H230L228 3H229V5L226 7V10H225V13H223L218 19H219V21L218 22H216L215 24H213V26L211 27L212 29L213 28H215V29H213V31L214 30H217V29H219L220 28V26L222 27V29L220 28L219 30H217L218 31V33L220 32V31H223L224 30V36H222L221 38L223 39H221V41H223L222 42V45L223 46H225V48H223V46H222V48L223 49H219V53H218V55L220 56V57H218L217 55L214 57V58H216V59H219V60H216L215 62H216V64H218L219 63V61H220V64H218L219 65V69H220V67H221V65H223V68L225 69V70H227V72H229V73H231L232 71L233 72H240V71H242L243 69H245L247 66H249L250 64L249 63H253L254 62V60H255V62L253 63V64H258L259 66V68H260V70H261V68L263 67L264 68V45L263 46H260V44L262 43V44H264V39L262 40V41H257V40H255V41H253V44L254 45H252V42H251V44H250V46L252 45V47L250 48V46H249V49H247V48H245L246 50L243 52V49L244 48H241L240 49V47H241V43L243 44V39H245V35H247L246 33H248V32H246V33H244L245 31H246V29L245 28H247L246 26L251 22V21H253V22H255L256 23V21H254L253 19L255 18H257V20H259L257 23H262V22H264V13H262V11H260L259 13L262 15V19L263 20H261V16H260V14L257 12V13H255L254 11V5H255V3L257 2ZM26 2V3H25ZM38 2H39V4H38ZM52 2H54V4L53 5H51L52 4ZM113 2V3H112ZM118 2V3H117ZM121 2V3H120ZM238 2H240V4L239 5H237V3ZM42 3V4H41ZM48 3H50V5H48ZM55 3L57 4L56 6H59L57 9H55L56 7H54V5H55ZM74 3H76V5L74 6L73 4ZM109 3H111L110 5H108ZM38 4V7H36V5ZM48 6H50L51 8H54L53 9V11L51 10V8H49V10H50V12L51 13H49V11H46L48 8H46L47 7V5ZM67 6H66V5ZM73 6H72V5ZM105 4H107V6L105 5ZM121 4H123V5H121ZM40 5V6H39ZM69 5V6H68ZM10 6V7H9ZM11 6L13 7V8H11ZM32 8V7H36V9H35V7L34 8H30V7ZM53 6V7H52ZM62 6V7H61ZM64 6H65V9H64V11H62L63 10V8H64ZM249 6H252V11H250L251 12V15L250 14H248V13H250L249 12V10H251V8L249 7ZM62 8V10H60L59 8ZM66 7H67V9H66ZM68 7H71V8H69L68 9ZM85 7V8H84ZM92 7V8H91ZM228 7H229V9L231 8V10H232V8L234 9L235 8V10H232V12L230 11V10H227L228 9ZM10 10H9V9ZM18 8L19 9H21V10H19L18 12L16 11V9L18 10ZM24 8H26V9H24ZM244 8V9H243ZM248 8H250V9H248ZM24 9V10H23ZM40 9V10H39ZM58 9H59V11H58ZM71 9V10H70ZM98 9H100V10H98ZM102 9V10H101ZM246 9V11H244ZM247 9H248V12H247ZM6 10V11H5ZM45 10V11H44ZM58 11L59 13H62L63 12V14L65 13V11L67 12L68 10H70L71 11V15L70 14H66L65 13V15L66 16H68V15H70L71 17H73V19H71L70 18V16L68 17V19L65 17V22L64 21H62L63 23H58V22H54V18H55V16L56 15H59V13L57 14H52V12L54 13L55 11ZM88 10H91V11H88ZM94 10V11H93ZM152 10V11H151ZM2 11L4 12V14L2 13ZM22 11H24V12H22ZM70 11H68V13L70 12ZM73 11V12H72ZM90 13L91 12V14L93 13V15H91V14H89L88 12ZM97 11V12H96ZM99 11V12H98ZM15 12H17L16 14H15ZM20 12H22V15H20ZM41 12H43V14H41ZM44 12H46L47 14L45 15L44 14ZM86 12H87V14H86ZM100 12H101V14H100ZM243 12V13H242ZM246 12V13H245ZM75 15H74V14ZM84 13H85V15H88V16H86V17H84L85 15H84ZM244 14V15H242V14ZM13 14H15V15H13ZM30 14V15H29ZM32 14V15H31ZM37 14V15H36ZM50 14V15H49ZM240 14V15H239ZM253 14H255L256 16H254ZM28 15V16H27ZM38 15H40V16H38ZM43 15V16H42ZM51 15H53L52 17H54V18H52L51 17ZM74 15V16H73ZM89 15H91V16H89ZM225 15V16H224ZM239 15V16H238ZM253 15V18L251 17ZM5 16V17H4ZM18 16V17H17ZM34 16H36V17H34ZM75 16H77V20H79V21H77L76 20V17ZM93 16V17H92ZM96 16V17H95ZM238 16V17H237ZM246 18H245V17ZM248 16V17H247ZM16 17V18H15ZM42 17V18H41ZM45 17V18H44ZM75 17V18H74ZM83 17V18H82ZM87 17L89 18V19H87ZM94 17H95V19L98 17V19H100L101 21H99L98 19H96L97 20V22L96 21H94L95 19H94ZM228 17V18H227ZM242 17V18H241ZM244 17V18H243ZM259 17V18H258ZM7 18V19H6ZM40 18V19H39ZM47 18L49 19V20H47ZM79 18H82V19H79ZM86 18V19H85ZM238 18H239V20H238ZM247 18H249V19H247ZM3 19V20H2ZM11 19H13L12 21H11ZM21 19V20H20ZM38 19V20H37ZM71 21H70V20ZM94 19V20H93ZM247 20V22L246 21H244V20ZM5 20V21H4ZM18 20V21H17ZM23 20V21H22ZM25 20H26V22H25ZM31 20V21H30ZM41 20H44V21H41ZM50 20H53L52 22L50 21ZM69 20V21H68ZM81 20H82V22H81ZM84 20V21H83ZM94 22H93V21ZM248 20H250V22H248ZM11 21V22H10ZM14 21V22H13ZM46 21V22H45ZM51 22V23H48V22ZM104 21H105V23H104ZM5 22V23H4ZM8 22V23H7ZM20 22V23H19ZM23 22H25V23H23ZM33 22H35V23H33ZM37 22V23H36ZM39 22L42 24H40L39 25ZM54 22V23H53ZM75 22H77L78 23V25H79V27L76 25L77 23H75ZM83 22H84V24H83ZM101 22H103V23H101ZM106 22L108 23V24H106ZM139 22V23H138ZM141 22H142V24H141ZM244 22V23H243ZM11 23V24H10ZM13 23V24H12ZM46 23H48V25H45ZM65 23H67L66 24V26L68 27V25H69V27L70 28H67L66 26H65ZM70 23V24H69ZM71 23H73V25L75 26H73L72 25V27H71ZM88 23V24H87ZM93 23V24H92ZM97 23V24H96ZM23 24V25H22ZM27 24V25H26ZM31 26H30V25ZM44 24V25H43ZM50 24V25H49ZM52 24H54V25H58V26H60V27H58L57 25L56 26H54V25H52ZM62 26H61V25ZM96 24V25H95ZM104 24V25H103ZM145 24V25H144ZM246 24V26H244ZM2 25V26H1ZM10 25V26H9ZM29 25V26H28ZM66 27H64V26ZM98 25V26H97ZM112 25V26H111ZM140 25V26H139ZM241 25H242V27H241ZM14 26V27H13ZM19 26V27H18ZM25 29H23L22 27ZM28 26V27H27ZM40 26H41V28H40ZM46 28V26H49V28L47 27V29L46 30H48L47 31V33H43V32H45L46 30H43L44 28ZM97 26V27H96ZM133 26V27H132ZM137 26V27H136ZM225 26H227V27H225ZM230 28H229V27ZM3 27V28H2ZM9 27V28H8ZM64 27V28H63ZM74 27V28H73ZM8 28V29H7ZM12 30H11V29ZM76 28V30L74 31V30H71V29H75ZM79 28L82 30H80V32H82V33H80L79 34ZM85 28H87V29H85ZM95 28H97V29H95ZM188 28H190L189 29V31H191L192 32V30L193 29H195V27L192 25H190ZM242 28V29H241ZM28 29V30H27ZM43 30V32L41 31V30ZM53 29V30H52ZM56 29H59V30H62V29H64V30H62V31H59V33H58V31H56ZM107 29H108V31H107ZM126 29V30H125ZM128 29V30H127ZM130 29V30H129ZM228 29V30H227ZM244 29H245V31H244ZM3 30V31H2ZM50 30H52V31H56V32H53V35H52V31H50ZM66 30V31H65ZM67 30H69V32L71 31V33L72 32H74L75 34H71V33H69ZM122 30V31H121ZM232 30V34L231 33H229L230 31ZM236 30V31H235ZM240 30H242V31H240ZM5 31V32H4ZM6 31H7V33H6ZM22 31H23V33H22ZM111 31V32H110ZM123 31H130L129 32V34H130V36L131 37H129V36H127V35H129V34H125V32H123ZM141 31V32H140ZM194 31V30H193ZM20 32V33H19ZM41 32V33H40ZM77 32V33H76ZM90 32V33H89ZM109 34H107V33ZM121 32V33H120ZM124 34H123V33ZM226 32H228L229 34H227ZM238 32V33H237ZM6 33V34H5ZM84 33V34H83ZM89 34V36H87L88 37V39H90V36H91V38L93 39V37L95 38V39H99L100 38V36H101V38L102 39H104V37L103 36H105V38H112L111 39V42L112 43H114L113 45H112V50H113V52L112 53H114L115 52V50L114 49H116L117 50V52L116 53H118L119 51H121L120 50V48H122L123 47V49L125 48V49H127L126 51L128 52L129 51V57H130V59H129V63L128 64H126L125 66L123 65V67L121 66L120 67V69H115V70H113V69H109V70H107L108 72H109V74H111V75H109V74H105V73H107V71L105 70V64H106V62L104 61V60H106V56H107V53H108V51H105L104 49H102V50H98V51H96L97 53L99 52V54H95V52H94V54H92V56L90 57V55H89V57H88V60H86L87 58H86V56H81V58H82V60H81V58L80 57H75L74 55V49H76L77 51L79 50V49H81V48H83L84 46H87L88 44L87 43H85L86 41V39H87V37H86V39H85V37L84 36H86L85 34ZM118 33V34H117ZM127 33V32H126ZM227 35H226V34ZM241 33V34H240ZM26 34H30V37H28V35H26ZM63 34H65V35H63ZM70 34V35H69ZM79 34V35H78ZM82 34V35H81ZM87 34V35H88ZM90 34H92V35H90ZM123 34V35H122ZM136 34V35H135ZM239 34V35H238ZM19 35V36H18ZM26 35V36H25ZM73 36L72 37V39H71V37L70 36ZM77 35H78V37H80V35L81 36H83V37H81V38H83V39H81L80 38V40L78 41V40H76V39H78V37H77ZM124 35H126V36H124ZM187 36H189V37H192V38H194V40H192V43H191V46L194 48V52L195 53H198V51H200V50H198V45H197V33H194V32H192V34L190 35V34H186ZM238 35V36H237ZM11 36V37H10ZM14 36V37H13ZM23 36V37H22ZM25 36V37H24ZM34 37L33 38V40H31L32 38L31 37ZM108 36H110V37H108ZM120 36H124V41L123 42H121V43H123V45H121L120 43H119V41H117V37H120ZM196 36V37H195ZM7 37V38H6ZM13 37V38H12ZM16 37V38H15ZM50 37H52V38H50ZM59 37V38H58ZM69 37V38H68ZM128 37V38H127ZM138 37V38H137ZM247 37V36H246ZM29 39V43L27 42V41H24V40H22V39ZM67 38H68V40H67ZM100 38V39H101ZM125 38H127V39H129V40H126ZM196 38V39H195ZM230 38V39H229ZM17 39V40H16ZM52 39V40H51ZM59 39V40H58ZM72 41H71V40ZM88 39H87V41H88ZM114 39V40H113ZM234 39V40H233ZM7 41V43H9V44H7L6 43V41ZM11 41V42H9V41ZM55 40V41H54ZM63 40H66V41H63ZM82 40V41H81ZM133 40V41H132ZM135 40V41H134ZM137 40V41H136ZM141 42H140V41ZM224 40H226V41H224ZM19 44V48H18V44L16 43V42ZM24 41V42H23ZM32 41V42H31ZM35 41V42H34ZM48 41V42H47ZM73 41L74 42H76V43H73ZM83 41H85L84 43H83ZM114 41V42H113ZM117 41V42H116ZM126 41V42H125ZM231 41V42H230ZM233 41V42H232ZM235 41V42H234ZM257 41V42H256ZM12 42H13V44H12ZM28 44H27V43ZM34 42V43H33ZM67 42V43H66ZM225 42V43H224ZM228 42V43H227ZM259 43V44H255V43ZM4 45H3V44ZM10 43H11V45H10ZM23 43V44H22ZM35 43H36V46L37 47H39V48H37V47H35L34 48V46H35ZM51 43V44H50ZM63 45H62V44ZM78 43V44H77ZM81 43H83V46H82V44ZM118 43V44H117ZM124 43H125V45H124ZM25 44L27 45V46H25ZM48 44V45H47ZM50 44V45H49ZM62 46H61V45ZM71 44V45H70ZM77 44V45H76ZM116 44V45H115ZM122 46H120V45ZM233 44H237V46H235V47H237V48H239V49H237V48H235L234 46H233ZM240 46H239V45ZM24 45V46H23ZM59 45L61 46V47H59ZM70 45V46H69ZM79 45V46H78ZM115 45V47H113ZM258 45V46H257ZM4 46V47H3ZM15 48H14V47ZM22 46V47H21ZM33 46V47H32ZM58 46V47H57ZM65 47V49H63L62 51L60 50V48H62V47ZM228 46V47H227ZM244 46V45H243ZM1 47H2V49H1ZM12 47V48H11ZM28 47V48H27ZM30 47H32V48H30ZM56 47V48H55ZM63 47V48H64ZM67 47V48H66ZM69 47V48H68ZM227 47V48H226ZM259 47V48H258ZM262 47V48H261ZM37 48V49H36ZM49 48H51V49H49ZM59 48V49H58ZM135 48H136V50L138 49V50H140V51H138L137 50V52H136V50H135ZM235 48V49H234ZM252 48H254V49H252ZM7 49V50H6ZM12 49V50H11ZM15 49H16V51H15ZM39 49H41V50H39ZM122 49V50H123ZM230 49V50H229ZM250 49H252V50H250ZM2 50H5L4 52L2 51ZM36 50H39V51H36ZM59 50V51H58ZM67 52H66V51ZM238 51V52H236V51ZM242 50V51H241ZM11 53H10V52ZM55 53H54V52ZM61 51V52H60ZM71 51H73V53L71 54L70 52ZM177 51H179V52H177ZM228 53H227V52ZM246 51H247V53H246ZM249 51V52H248ZM20 52V53H19ZM36 52V53H35ZM50 52H51V55H50ZM70 54H69V53ZM107 52V53H106ZM132 52V53H131ZM221 52H223L222 54H226L225 56H222V54H221ZM244 53V55H245V53L247 54V55H245V57L243 58V53ZM252 52H253V54H252ZM254 52H255V54H254ZM9 53V54H8ZM14 53H16V54H14ZM25 54V56H24V58H22L23 56L21 55V54ZM28 53V54H27ZM44 54V55H42V54ZM59 53V54H58ZM67 55H66V54ZM115 53V54H116ZM238 55H237V54ZM250 53V54H249ZM4 54H7V56L6 55H4ZM13 56H15V55H17V56H19V57H14V58H16L15 60L16 61H12V60H14V58H11V56L12 55ZM19 54V55H18ZM27 54V55H26ZM38 54H40V55H38ZM46 54V55H45ZM49 54V55H48ZM53 54V55H52ZM64 54V55H63ZM103 54H106V56H103V58L100 60V59H97V57H98V55H100L98 58H101V56ZM132 54V55H131ZM137 54V55H136ZM233 54H235V55H233ZM10 57H9V56ZM68 55L70 56V58L68 57ZM97 55V57H94V56H96ZM144 57H143V56ZM197 55V54H196ZM229 55V56H228ZM251 55V56H250ZM58 56V58H60V59H58V58H56V57ZM60 56V57H59ZM65 56V57H64ZM71 56H74L73 58L71 57ZM133 56V57H132ZM140 58H139V57ZM242 56V57H241ZM246 56H247V58H246ZM41 57V58H40ZM46 57V58H45ZM49 57V58H48ZM52 57H55V58H52ZM66 57H68V58H66ZM94 58V60H93V58ZM136 57H137V59H136ZM222 57V58H221ZM223 57H225V58H223ZM48 58V59H47ZM86 58V59H85ZM11 59V60H10ZM19 59V60H18ZM25 59V60H24ZM26 59H27V62H26ZM45 59V60H44ZM63 59L64 60H66V61H64V64L65 65H68L67 67L68 68H70L71 66H72V68H73V64H77V66H76V64H75V67H74V69H72V68H70V69H72L73 71L72 72H70V71H68V73H67V75L65 74L64 76H63V78L64 79H60V80H57L56 82H54L53 84H51L50 86L48 85H46V83L48 84V82L50 81V80H48V79H52L53 77H55L56 75H57V73H59V68L60 69H63L65 66H63L64 64H62L63 63ZM96 59V60H95ZM104 59V60H103ZM222 59H226L225 60V62H224V60H222ZM260 59V60H259ZM24 60V62H22ZM32 60V61H31ZM58 60H62L61 62L60 61H58ZM70 60V64H68V63H66L67 61H69ZM78 60V61H77ZM98 60H100V61H98ZM212 60H214V59H212ZM228 60L230 61V63L228 62ZM6 61V62H5ZM28 61H29V63L30 64H28ZM96 61V62H95ZM240 61V62H239ZM260 61V62H259ZM13 62V63H12ZM21 62V63H20ZM26 62V63H25ZM98 62V63H97ZM145 62V63H144ZM148 62V63H147ZM214 62V63H215ZM238 62V63H237ZM263 62V63H262ZM8 63H9V66H7L8 65ZM10 63H12L11 65H10ZM71 63H72V65H71ZM100 63V64H99ZM161 63V64H160ZM192 62H190L189 64H191ZM211 63H212V61H211ZM222 63H225V64H222ZM229 63V64H228ZM234 63V64H233ZM260 63V64H259ZM18 64H19V66H20V69H19V66H18ZM34 64H36V65H34ZM150 64H151V66H150ZM153 64V65H152ZM188 64V67L189 68H192L193 66H194V64L192 63L191 65H189ZM216 64H214L213 65V67L216 65ZM6 65V66H5ZM12 65H14V66H12ZM16 65V66H15ZM24 65V66H23ZM27 65V66H26ZM34 67H33V66ZM38 65H39V67H38ZM99 65V68L97 67ZM147 65V66H146ZM218 65H216L214 68H216V67H218ZM224 65H226V66H224ZM1 66H2V68H1ZM17 66H18V68H17ZM24 68H23V67ZM25 66H26V68H25ZM33 67V69L32 70H34V71H32L31 70V67ZM41 66V67H40ZM91 66V67H90ZM133 66V67H132ZM245 66V67H244ZM260 66H262V67H260ZM16 67V68H15ZM30 67V68H29ZM56 67H59V68H56ZM77 67H81V70H83V71H81L80 70V75L84 72V74H83V77L81 78L80 77V75L78 76V70H77ZM89 67V68H88ZM9 68L11 69V70H9ZM13 68H15V70L13 69ZM22 68H23V70L24 71H22ZM40 68V69H39ZM44 68V69H43ZM47 68V69H46ZM90 68H91V70H92V72L90 71L89 72V70H90ZM101 68V69H100ZM122 68V69H121ZM144 68V69H143ZM147 70H146V69ZM160 68H162V66L160 67ZM222 68V67H221ZM222 68V69H223ZM234 68V69H233ZM239 68V69H238ZM259 68L258 69H256L257 71L259 70ZM262 68V70H261V72H260V70L257 72L258 73V75L257 76H259V75H261V74H263L264 73V69ZM4 69V70H3ZM8 69V70H7ZM41 69H42V71H41ZM50 70V72H49V70ZM56 69H58V71H57V73H55V71H56ZM100 69V70H99ZM142 69H143V73H142ZM158 68L157 67H155L153 70H157ZM219 69H217L216 71L218 72L219 71ZM222 69H220V71L222 70ZM223 69V71H225ZM233 69V70H232ZM1 70H3L2 72H1ZM14 71V74H15V72H16V76L13 74V71ZM18 70H20V71H18ZM27 71V73H25L26 71ZM78 71L77 72V74H75V76L77 77L76 79H74L75 78V76L73 77L72 76V74L73 73H75V71ZM104 70V71H103ZM146 72H145V71ZM152 70V69H151ZM181 67L180 68H173L172 66H166L165 67V70H164V77H165V79H166V81L168 82V81H173L175 78H177V77H179L180 75L179 74H181ZM237 70V71H236ZM240 70V71H239ZM37 71H40V72H37ZM100 71V72H99ZM103 71V72H102ZM148 71V72H147ZM219 71V72H220ZM5 72H6V74H5ZM12 74H11V73ZM25 73V75H24V77H23V74ZM29 72V73H28ZM35 72V73H34ZM37 72V73H36ZM45 72V73H44ZM47 72V73H46ZM105 72V73H104ZM144 72H145V74H144ZM179 72V73H178ZM8 73V74H7ZM35 75H34V74ZM42 73V74H41ZM102 73H103V75H102ZM142 75H141V74ZM261 73V74H260ZM2 74V75H1ZM4 74V75H3ZM9 74H10V78L11 79H9L8 78V76H9ZM28 74V75H27ZM30 74V75H29ZM32 74V75H31ZM44 74H45V76H44ZM47 74H49V76L47 77L46 75ZM93 74V75H92ZM96 76H98V77H95V75ZM220 74V73H219ZM7 75V76H6ZM12 75V76H11ZM39 75H41V77H39ZM72 76V77H70V76ZM88 75H89V79L87 80L86 78L88 77ZM179 75V76H178ZM15 76V77H14ZM27 76V77H26ZM82 76V75H81ZM112 76V77H111ZM263 75H261V77H262ZM5 77H7L6 79H9V81L8 80H5ZM21 77H23V78H21ZM31 77H33V78H31ZM39 77V78H38ZM48 79H47V78ZM68 77H70V78H68ZM82 79L81 81L83 82L84 81V79H85V82H86V84H88V83H90L91 81H93V79L92 78H97V79H95L94 80V83L92 82L91 84H93V85H90V84H88V85H90V86H87L85 83H81L80 82V80H78V79H80V78ZM106 77V78H105ZM260 77V76H259ZM259 77H257V79L255 78V81L257 80H259L260 81V83L259 82H257V83H259V84H257L256 83V85L257 86H255V87H253V88H251V90H255V91H258V89H259V92H261L262 93V90H263V92H264V86L261 88L262 90H260V88H256V87H260L261 85H263L262 83H261V81L262 80H264V76L262 77V78H259ZM20 78V79H19ZM35 78V79H34ZM46 78V79H45ZM67 78H68V80H67ZM84 78V79H83ZM105 78V79H104ZM146 78H147V76H146ZM259 78V79H258ZM14 79H16V80H14ZM32 79V80H31ZM34 79V80H33ZM104 79V80H103ZM110 79V80H109ZM113 79H115V80H117L116 81V83H114V80ZM5 80V81H4ZM12 80V81H11ZM24 80H25V82H24ZM30 80V81H29ZM39 80V81H38ZM43 80H44V82H43ZM46 80H48L47 82H46ZM64 80H66L65 81V83H64ZM72 80H73V82L75 81V83L73 84L72 83ZM77 80V81H76ZM87 80V81H86ZM112 80V81H111ZM122 80V81H121ZM21 81V82H20ZM33 81V82H32ZM43 82V83H45V85L47 86V88H48V90L50 89V91L48 92V93H50V96H48L44 91H42V89H44V87H45V85L43 84V85H41L40 86V84H41V82ZM97 83H96V82ZM103 81V82H102ZM106 81V82H105ZM253 81V80H252ZM4 82V83H3ZM5 82L7 83V84H5ZM17 82H18V84H17ZM28 82V83H27ZM30 82V83H29ZM33 84H32V83ZM36 82V83H35ZM78 82H79V84H78ZM88 82V83H87ZM100 82H101V84H100ZM122 82V83H121ZM263 82V81H262ZM3 83V84H2ZM14 83V84H13ZM21 83H22V86H21ZM25 83V84H24ZM83 85V87L85 88V87H88L86 90H83V88H81L79 85H81V84ZM109 83V84H108ZM118 83H121V85L120 84H118ZM11 84H13V85H11ZM17 84V85H16ZM36 84V85H35ZM78 84V85H77ZM95 84L97 85V84H99V86H97V87H100V85L103 87H101V89H102V91L100 90V89H95ZM252 84H253V82H252ZM15 85V86H14ZM33 85V86H32ZM62 85V86H61ZM86 85V86H85ZM129 85V86H128ZM131 85V86H130ZM251 84L249 83L248 84V87L250 86ZM254 85V84H253ZM252 85V86H253ZM20 86H21V88H20ZM25 86V87H24ZM27 86V87H26ZM52 86V87H51ZM95 86V87H94ZM104 86H105V88H104ZM107 86V87H106ZM119 86H121L120 88H119ZM251 86V87H252ZM8 87V88H7ZM35 87V88H34ZM50 87V88H49ZM82 89V91L80 90V88ZM96 87V88H97ZM122 87H124V88H122ZM7 90H6V89ZM29 88H30V90H29ZM35 89V90H33V89ZM46 87H45V89H47ZM62 88V89H61ZM67 88H68V90H67ZM73 88H76V92H75V94H74V96H73V94L71 93V90L73 89ZM107 88V89H106ZM119 88V89H118ZM121 88H122V92H118V91H120L121 90ZM256 88V89H255ZM4 89V90H3ZM12 89V91H9V90H11ZM14 89H16L15 91H13ZM60 89V90H59ZM94 89V90H93ZM109 89H111V90H109ZM127 89V90H126ZM250 89V88H249ZM249 89H247L246 90V93H244V94H239V96H236V95H238V93H236L234 90V92L232 91H230L231 93H229V92H226V91H222L223 93V95L221 94V92H219V93H217V94H215V98L212 100V102H210V103H208L207 105L206 104H203V103H201L202 101V99L201 100H196V97H198L197 96V94H196V97H194V96H192L193 97V104L192 103H188L187 101H184V102H182V103H180L181 102V99H182V95H185L183 92H181V90L180 89H176V90H174V91H172V93L170 92V93H168V94H166V98H165V103H163L162 105H160V107H158L159 109H158V112H156V114L154 113L152 116H147L146 118H143L142 120H138L139 118H137L136 119V116H138L137 114H139L140 113V110H139V107H137L136 109V111H132L131 112V115H130V118H131V120H130V122H133L134 121V125H136V127L137 128H143V129H147V130H145L146 132L149 130V128L150 127H152V128H159L157 131H159V136H158V140H157V143H159V145H155V146H153V147H151V148H148V151H132V153H131V155L132 154H134L135 152V158H134V156H131L130 155V152L131 151H128V150H126V151H119V154H117V157L114 159H112V160H110V162H112V165L115 163V164H117V165H114V166H112L110 163H108L107 165H106V167H105V169L103 168V170H102V173H98L97 175V177H98V179L100 178L101 179V176L99 177V175H103L102 177V179L100 180H98V179H96L95 177H92V178H90V176L88 177V176H86V177H88V179L90 178V179H94V180H90V182H88L89 180L85 177V178H83L84 177V175L83 176H81V178H83V180L85 179V181H83V180H80L81 182H82V184L81 185H83V187L80 185V187H79V185L78 186H73L72 188H70L71 190H62V189H54L53 188V191L55 190V192H53V193H51L50 195H52V198H47L48 199V202H49V204H48V202L46 201L45 202V204H46V206L44 205L43 206V204H42V206L38 209H36V210H34V211H32L31 212V214L32 215H30V214H28L26 217H24L21 221H18V223H17V225H16V227H14V228H12L11 227V225L9 224V222L8 221H1L0 222V227H4L5 229L4 230H2V232H1V237H0V264H20V263H22V264H47L48 262H50V263H48V264H65V262H67L66 264H68V263H70V264H80L81 262H82V260L84 261V258L86 259L87 257H86V255H91V254H94V252H92L91 253V251H88L90 248H89V246H91V248H93V245L94 246H96L97 244H98V241H96V240H93V239H91L90 238V236H89V239L87 240V238H88V235L89 234H86L87 236H85V240L86 241H88L87 242V245H86V247L84 248V250H83V252L81 251V253H80V251L79 250H77L76 249V245H74V243L75 244H77V240H73L72 239V236H74L75 234H77L78 232H79V228H77V227H82V217H77L76 219H78L77 221L79 222H77L76 221V219L74 220L73 218V220L71 219L69 222H68V224L66 225V226H64L63 224H61V220H60V223H58V221H55V222H49V221H46L45 220V222L47 223V224H45V222H44V219L45 218H47V215L50 213V211L51 210H53V209H55L59 204L61 205L62 204V202L64 201L63 199H65V200H71L72 198H74V196H77V195H80V200H83V202L85 201V199H95L96 197H98V198H101V195L102 194H104V196H106V195H112V191L110 190L111 189V187L110 186H112V184L114 183V182H116V181H118V179L117 180H114V177H113V175H116V174H118V175H116L115 177H117L118 176V178H119V175H123V179L125 180H122L121 181V188H122V190L120 191H118V192H122V193H119L118 194V192L117 193H114L113 192V194L114 195H112V197L111 196H107V197H105V199L103 200V202H100V204H98L96 207H97V216H95V214L94 215H91V217L90 218H87V219H92V222H94V221H100V223L101 222H104V220H106L107 218L109 219L110 217H112L113 218V216L114 217H116V215L117 216H121L122 214L125 216V217H127L126 219H128V217L129 216H132V218L133 217H135V218H137L138 219V221H141V220H143L144 219V217L143 216H145V219L143 220V221H145L146 220V218H147V222L149 221V219L151 220L152 218H153V216H154V212L157 210L158 211V209H155V208H157L158 207V205L161 207V205H162V207L164 206V207H167V209L166 208H164V209H166L165 210V212L167 211V212H171V210H172V208H173V203H176L177 201H175L176 200V195L178 194L179 195V197H181V198H178V195H177V200H180L181 202H185V201H188V199H190L191 201H192V199H193V190H192V188H194L193 186L197 183L196 181H194V183H192L193 184V186L191 185V182H193V180H199L200 178L202 179V181L203 180H205V178L207 179V180H205V182H213V183H204V185H205V187H212L214 190L216 189H218V188H220V186H219V184L220 185H223V186H221V188H223V189H228V186H229V184H234L235 183V179L236 178H234V176L235 175H237L238 176V174L239 173H243L244 175H245V177L243 176V174H240V175H242V176H238L239 178H241V179H239L237 176H235V177H237L238 179H236L237 181H236V183L237 182H240L239 180H241V182L239 183V184H241V186L244 184V186H242L243 187V189H244V191H242L241 189H242V187L238 184V186L236 185L235 186V188H234V190L236 189V191H230L232 194H235L234 192H242L243 194H240V196L242 197V198H247V197H249L248 196V192H247V195H246V192L245 191H247L246 189H250L252 186H253V184L254 183H257V182H260V181H262V180H264L263 179V177H262V173H263V170H264V163H263V159H264V156H263V154H264V134H262V133H264V128H262L261 126H263V124H264V102H263V100H264V97H261V101L259 102V104H258V107H255V109L253 108V107H249L247 104L249 103H243L242 104V106L244 107V109L240 106L239 108H240V111H238L239 110V108L236 110V108L235 109H232L234 106H237L238 104H239V102L240 101H242L240 98L243 96V95H247L246 97L248 98L249 96H251V94L253 93V91H251L250 92V90ZM38 90V91H37ZM77 90H80V92L82 93V95H85L86 93H91V94H93L94 93V95H96V97L93 95H91L92 97H94L92 100H90V98H91V96H88V94L86 95V97L84 96V98L81 96L80 97V92L79 91H77ZM100 90L101 92V94L100 93H98V91ZM109 90V91H108ZM125 90V91H124ZM34 91V92H33ZM41 91V92H40ZM67 91H68V93H67ZM88 91H93V92H88ZM4 92V93H3ZM15 92V93H14ZM17 92V93H16ZM36 92H38V93H36ZM44 92V93H43ZM97 92V93H96ZM104 92H105V94H104ZM113 92H116V94L115 93H113ZM225 92V93H224ZM8 93V94H7ZM39 93H41V94H39ZM59 93V94H58ZM109 94V96L107 97V94ZM227 93L229 94L228 96H227ZM3 94H4V96H3ZM6 94V95H5ZM22 94V95H21ZM31 94V95H30ZM36 94V95H35ZM38 94V95H37ZM62 94V95H61ZM103 94H104V96H103ZM113 94H114V96H113ZM194 94H195V92H194ZM221 94V95H220ZM234 94H236L235 96H234ZM24 95V96H23ZM32 95H34V96H32ZM39 95H41V96H39ZM46 95V96H45ZM58 95H60V96H58ZM64 95V96H63ZM75 95L79 98H75ZM98 95H101L102 97H99ZM111 95V96H110ZM116 95V96H115ZM177 95V96H176ZM264 95V93L262 94V96ZM23 96V97H22ZM28 96V97H27ZM29 96H31V97H29ZM36 96H38V97H36ZM43 96V97H42ZM65 96H66V98H65ZM167 96H169V97H167ZM203 96V95H202ZM201 96V97H202ZM204 96H205V94H204ZM203 96V97H204ZM89 97V98H88ZM107 97V98H106ZM109 97H111L112 98V100H111V98L109 99V101H111L110 103L108 102V98ZM116 97V98H115ZM118 97V98H117ZM12 98H14V100L12 99ZM20 98V99H19ZM37 98V99H36ZM41 100H40V99ZM63 98V99H62ZM102 98H104V99H102ZM169 98V99H168ZM175 100H174V99ZM7 99V100H6ZM25 99V100H24ZM29 99V100H28ZM35 99H36V101H35ZM61 99V100H60ZM86 99V100H85ZM101 99L103 100V101H101ZM106 99H107V101H106ZM197 99H199V97L197 98ZM217 99V101H219L220 100V102H219V104H217L216 103V100ZM11 100L13 101V102H11ZM52 100V101H51ZM74 100H76V101H74ZM172 100H174V101H172ZM221 100H222V102H223V100H225V102H229L230 101V103L232 102V101H234L235 103H233L234 105L232 106V105H228L227 103H226V105H225V102H223V104H220V103H222L221 102ZM4 101V102H3ZM60 101V102H59ZM88 101L90 102L89 104H88ZM92 101V102H91ZM99 101V102H98ZM101 101V102H100ZM197 101V102H196ZM18 104H17V103ZM36 102V103H35ZM53 102V103H52ZM75 102H78V103H75ZM87 102V103H86ZM93 102H97L96 104H94ZM236 102L238 103L237 105H235L236 104ZM263 102V103H262ZM14 103V104H13ZM16 103V104H15ZM20 103V104H19ZM35 103V104H34ZM73 103H75V104H73ZM83 103V104H82ZM87 105H89V108H88V106L86 107V104ZM104 103V104H103ZM195 103V104H194ZM200 103V104H199ZM213 105H212V104ZM23 104V105H22ZM92 104V106H90ZM99 104V105H98ZM102 104V105H101ZM109 104H110V106H109ZM209 104H211L212 105V108H210V106L211 105H209ZM215 104H216V106H215ZM20 105V106H19ZM22 105V106H21ZM81 105V106H80ZM183 105V106H182ZM190 105V106H189ZM208 106L209 105V107L207 108L206 106ZM222 105H223V107H222ZM260 105V106H259ZM262 105V106H261ZM83 106H85V107H83ZM105 106V107H104ZM107 106V107H106ZM173 106V107H172ZM191 107V108H189V107ZM257 106V105H256ZM60 107V108H59ZM73 109H72V108ZM81 107L83 108L82 110H80L81 109ZM92 107H94L93 109H92ZM104 107V109H102ZM165 107V108H164ZM189 108V109H187V108ZM228 107V109H232V110H230L228 113H225V110H228V109H226V108ZM261 107V108H260ZM13 108H15V109H13ZM172 108V109H171ZM225 110H224V109ZM1 109V108H0ZM85 109V110H84ZM89 109V110H88ZM101 109H102V111H101ZM208 109H210V110H208ZM221 109V110H220ZM223 109V110H222ZM244 110V114L241 112V110ZM259 111H258V110ZM74 110V111H73ZM80 110V111H79ZM97 110V111H96ZM189 112H188V111ZM191 110V111H190ZM193 110V111H192ZM195 110V111H194ZM234 110V111H233ZM242 110V111H243ZM253 110H255V111H253ZM4 111V110H3ZM12 111H11V113H12ZM54 111V112H53ZM78 111V112H77ZM85 111V112H84ZM183 111V112H182ZM206 111V112H205ZM218 111V114H216V112ZM253 111V112H252ZM258 111V112H257ZM84 112V113H83ZM88 112V113H87ZM160 112H161V114H160ZM165 112H166V114H165ZM172 112V113H171ZM187 112V113H186ZM194 112V113H193ZM205 112V113H204ZM6 113V112H5ZM4 113V114H5ZM11 113H7L6 114V117H5V119L6 120H8L10 117H9V115L11 114ZM212 114V115H208V120H207V114ZM225 113V114H224ZM233 115H231V114ZM235 113H237V114H235ZM242 113V114H241ZM21 114V115H22ZM77 114V115H76ZM80 114V115H79ZM219 114H221L220 115V117L222 118H218V116H216V115H219ZM222 114H224V115H226L225 117H224V115H222ZM228 114H230V115H228ZM250 114V115H249ZM49 115V116H48ZM69 115V116H68ZM72 115H74V116H72ZM159 115V116H158ZM203 115H205V116H203ZM183 116V117H182ZM210 116L212 117V119L210 118ZM215 116V117H214ZM228 116V117H227ZM256 118H255V117ZM258 116V117H257ZM9 117V118H8ZM73 117V118H72ZM80 117V118H79ZM185 117V118H184ZM218 119H217V118ZM229 117H231V118H229ZM234 117V118H233ZM248 117V118H247ZM71 118V119H70ZM83 118V119H82ZM87 118V119H86ZM89 118V119H88ZM133 118V119H132ZM161 118V119H160ZM184 120H183V119ZM188 118V119H187ZM205 120H204V119ZM243 118V119H242ZM261 118V119H260ZM182 119V121H180ZM210 119H211V121H213V122H211L210 121ZM217 119V120H216ZM221 119V120H220ZM230 119H232V121H233V123H232V121L230 120ZM234 119V120H233ZM242 119V120H241ZM254 119H258V120H254ZM45 120V121H44ZM52 120V121H51ZM72 120V121H71ZM87 120V121H86ZM166 120V121H165ZM175 120V121H174ZM188 120H190V121H188ZM203 121V122H198V121ZM229 120V121H228ZM259 120H261L262 122H260ZM46 121H48V122H46ZM50 121H51V123H50ZM60 121V122H59ZM64 121V122H63ZM86 121V122H85ZM158 121H160V122H158ZM196 121V122H195ZM207 121H209V122H207ZM231 121V122H230ZM237 121V122H236ZM242 121H243V123H242ZM259 121V122H258ZM45 122V123H44ZM69 122V123H68ZM75 122V123H74ZM85 124H84V123ZM140 122V123H139ZM182 122V123H181ZM192 122V123H191ZM206 122V123H205ZM217 122V123H216ZM44 123V124H43ZM49 123V124H48ZM179 123H180V125H179ZM200 123H203V124H201V125H199ZM205 123V124H204ZM211 123V124H210ZM238 123H240V124H238ZM260 123H262L261 124V126L259 127V129H258V124L260 125ZM82 124V125H81ZM160 124H161V126H160ZM168 124V125H167ZM177 124V125H176ZM195 124V125H194ZM198 124V125H197ZM209 124H210V126H209ZM182 125V126H181ZM204 125V126H203ZM207 125V126H206ZM213 125V126H212ZM243 125V126H242ZM252 125V126H251ZM254 125H256V126H254ZM154 126V127H153ZM199 126V127H198ZM203 126V128H200V127H202ZM205 126L209 129V131H208V129L206 128V130H207V132H206V130H204V128H205ZM233 126V127H232ZM251 126V127H250ZM168 127V128H167ZM222 127V128H221ZM253 127H254V129H255V127H257L256 129L257 130H259V131H257L256 129L254 130L253 129ZM264 127V126H263ZM52 128V129H51ZM61 128V129H60ZM78 128V129H77ZM151 128V129H152ZM199 128V129H198ZM232 128L234 129L233 130V132H232ZM63 129V130H62ZM198 129V130H197ZM204 131H203V130ZM46 130V131H45ZM61 130V131H60ZM213 130V131H212ZM48 131V132H47ZM170 131V132H169ZM174 131V132H173ZM202 131H203V133H202ZM256 131V132H255ZM58 132V133H57ZM62 132V133H61ZM194 132H196V133H194ZM202 134H201V133ZM258 132V133H257ZM260 132V133H259ZM262 132V133H261ZM46 133V134H45ZM60 133V134H59ZM216 133V134H215ZM255 133H256V136H255ZM44 134H45V136H44ZM49 134V135H48ZM55 134H56V136H55ZM204 134V135H203ZM212 134H215V135H212ZM236 134H237V136H236ZM257 134H258V137H259V140H258V142H257V144H256V141H257ZM259 134H261L262 135V137L263 138H261V135H259ZM209 135H212V136H210L209 137ZM169 136V137H168ZM170 137L172 138L171 140H170ZM167 138H169V139H167ZM200 138H201V140H200ZM228 140H227V139ZM44 139V140H43ZM60 139V140H59ZM146 139V138H145ZM164 139H167V140H170L168 143L167 142H163V141H166V140H164ZM175 139V140H174ZM190 139V140H189ZM191 139H192V141H191ZM198 140V142L196 141V140ZM160 140V141H159ZM173 140V141H172ZM188 140V141H187ZM193 140H195V142H196V144H195V142H193ZM218 141V143H217V141ZM220 140H221V142H223L222 143V145L219 143L220 142ZM223 140H225V141H223ZM230 140H231V142H230ZM253 140H256L255 142L253 141ZM263 140V142L261 143V141ZM66 141V142H65ZM161 141L164 143L163 144V146H161ZM226 141H228V142H226ZM233 141V142H232ZM252 141H253V144H252ZM260 141V142H259ZM33 142L34 141H32V140H30L27 144L26 143H24V144H26V146H27V148H30V149H28L29 151H30V155L28 154L26 157H25V159L22 161V162H25L24 164L21 162V163H19L18 165L19 166H21V167H23V168H21V167H18V166H16L15 167V169L13 170V172L11 173L12 174V176H11V178H8V182H7V185H5V188H4V191H3V188L0 190V197H2V198H0V202L2 203H0V206L1 207H3L5 204H18V202L20 201V200H22V199H24V198H27V200H33L34 199V202L36 201V202H38V200L39 201H42L43 202V199H42V197H43V195H42V192L40 193L39 192V194L38 193H36V194H33L31 191H30V185H32L31 184V181L32 180H29V179H31V176H32V166H33V158H34V154H35V152H36V150H37V146L36 145H32L33 144ZM227 144H226V143ZM30 143V144H29ZM47 143V144H46ZM60 143V144H59ZM211 143H214V145H212ZM254 143H255V145L258 147V150L256 149L257 147L254 145ZM29 144V145H28ZM190 146H189V145ZM192 144V145H191ZM217 144H220L219 145V148H222V149H219V148H217L218 147V145ZM59 145V146H58ZM172 145H173V149L171 148L172 147ZM179 147H178V146ZM216 145V146H215ZM224 145V146H223ZM226 145V146H225ZM228 145V146H227ZM30 146V147H29ZM36 146V147H35ZM65 146V147H64ZM175 146V147H174ZM210 146V147H209ZM215 146V147H214ZM50 147V148H49ZM178 147V148H177ZM256 147V148H255ZM32 148V149H31ZM62 148V149H61ZM171 148V149H170ZM178 150H177V149ZM213 148V149H212ZM214 148H215V150H214ZM64 149H66V150H64ZM167 149H169V150H167ZM207 149H210V151H211V154H208V153H210V151L209 150H207ZM216 149H217V152H218V154L217 153H215L216 152ZM261 149H263V150H261ZM35 150V151H34ZM174 150H175V152H174ZM207 150V151H206ZM219 150V151H218ZM221 150V151H220ZM260 150H261V152H263V153H260ZM58 151H60L59 153H58ZM69 151H71V153L72 154H68V155H66ZM166 151V152H165ZM178 151V152H177ZM209 151V152H208ZM224 153H223V152ZM247 151V152H246ZM251 151V152H250ZM254 151V152H253ZM258 151V152H257ZM122 152V153H121ZM143 154H142V153ZM156 152V153H155ZM172 152V153H171ZM174 152V153H173ZM207 152V153H206ZM220 152V153H219ZM236 152V153H235ZM239 152V153H238ZM242 152V153H241ZM249 152V153H248ZM64 153V154H63ZM96 153V154H95ZM140 153V154H139ZM146 153V154H145ZM161 153H162V155H161ZM203 153V154H202ZM206 153V154H205ZM213 153V154H212ZM241 153V154H240ZM32 154V155H31ZM144 154L146 155L145 157H144ZM148 154H149V156H148ZM161 156H160V155ZM165 154V155H164ZM209 156H208V155ZM214 154H215V156H214ZM231 156H230V155ZM252 154H254V155H256V156H254V155H252ZM261 154V155H260ZM129 155H130V157H129ZM138 155H141V156H138ZM157 155H159L160 156V158H162L161 160H159L160 158H159V156L157 157ZM171 155V156H170ZM202 155V156H201ZM212 155V156H211ZM259 155V156H258ZM64 156V157H63ZM156 156V157H155ZM169 156V157H168ZM196 156H199L198 158H199V160H197L198 158L196 157ZM208 157V160L206 159L207 157ZM214 156V157H213ZM239 156V157H238ZM263 158H262V157ZM81 157V158H80ZM85 157H86V159H85ZM89 157H90V159H89ZM132 157V158H131ZM137 157V158H136ZM141 157V158H140ZM143 157V158H142ZM152 157H154V158H152ZM202 157V158H201ZM205 157V158H204ZM238 157V158H237ZM247 157V158H246ZM252 157H253V159H252ZM260 157V158H259ZM83 158V159H82ZM140 158V159H139ZM145 158V159H144ZM151 158H152V161H151ZM157 158V159H156ZM165 158V159H164ZM246 158V159H245ZM28 159V160H27ZM120 161H119V160ZM122 159H123V161H122ZM128 159V160H127ZM138 159L140 160V162L138 161ZM196 159V160H195ZM205 161H203V160ZM210 159V160H209ZM228 159V160H227ZM238 159V160H237ZM260 159V160H259ZM58 160H57V162H58ZM89 160H90V162H89ZM125 160V161H124ZM132 162H131V161ZM252 162H251V161ZM256 160H258V161H256ZM71 161V160H70ZM97 161V160H96ZM116 161H119V162H121L122 161V163L120 164L119 162L117 163ZM131 162V163H133V165L134 166H132L131 168L130 167H128V166H126V164L127 163H129V162ZM227 161V162H226ZM237 161H238V163H237ZM246 161H248V162H246ZM249 161H250V163H249ZM260 161H262V163L260 162ZM46 162V161H45ZM44 162V164L43 165H45V166H43V165H41L40 166V168H39V170L37 171L38 173H41V174H45V172H47V170L46 169H49L50 168V164H48V161L45 163ZM69 162V161H68ZM81 162V163H80ZM95 161H92V163L91 164H93ZM98 162V161H97ZM125 162V163H124ZM139 162V163H138ZM144 162V163H143ZM155 162V163H154ZM198 163L197 164V166L195 167L194 165H196L195 163ZM204 162V163H203ZM225 162V163H224ZM242 162V163H241ZM29 163V164H28ZM52 163V162H51ZM79 163V164H78ZM245 163V164H244ZM249 163V164H248ZM258 163V164H257ZM31 164V165H30ZM64 164H61V171L59 172L58 171V173H57V177H62V175H63V172H64V170L66 169V166L64 165ZM71 164V163H70ZM69 164V165H70ZM190 164V165H189ZM202 164V165H201ZM205 164V165H204ZM260 164H262V166L260 165ZM119 165V166H118ZM121 165H123V166H125L126 167V169H121L120 170V172H121V174H119L120 172H119V167H121V168H124V167H122ZM151 165V166H150ZM188 165V166H187ZM194 167H193V166ZM198 165L200 166H205V168L204 167H201L200 168V170L203 168V170L200 172V170L198 169L197 170V168H198ZM207 165V166H206ZM235 165V166H234ZM240 165V166H239ZM249 165L250 167H247V166ZM251 165L253 166L252 168H251ZM65 166V167H64ZM190 166H191V168H192V170H191V168H190ZM227 166V167H226ZM230 166H232L231 168H232V170H234L235 171V173H234V171H232L231 169H230ZM233 166H234V168H233ZM257 166V167H256ZM258 166H260V167H258ZM43 167V168H42ZM49 167V168H48ZM107 167H109V168H107ZM110 167L112 168L111 170H110ZM119 168L118 170L117 169H115V168ZM189 167V168H188ZM213 167V168H212ZM229 167V169H227V170H225L224 171V168L226 169V168H228ZM243 167V168H242ZM244 167H245V171L246 172H244ZM25 168H26V170H25ZM30 168H31V170H30ZM65 168V169H64ZM109 169V171L107 170V169ZM137 168V169H136ZM184 169V171H182L181 169ZM185 168H187V169H185ZM206 168H208V169H206ZM212 168V169H211ZM217 169V170H215V169ZM222 168V169H221ZM247 168V169H246ZM20 169V170H19ZM64 169V170H63ZM130 169V170H129ZM131 169H133V170H135L134 172H133V170H131ZM195 171H194V170ZM204 169H205V171H209L210 169H211V171H209V173L207 172H205L204 171ZM237 169V170H236ZM239 169V170H238ZM242 169H243V172H240V170L242 171ZM30 170V171H29ZM115 170H116V173H114L115 172ZM189 170V171H188ZM215 170V171H214ZM17 171V172H16ZM25 173H24V172ZM45 171V172H44ZM49 171V170H48ZM113 173H112V172ZM117 171H118V173H117ZM128 172V173H132L130 176H129V174H123L122 172ZM199 171V172H198ZM213 171H214V174H213ZM223 171V172H222ZM227 171V172H226ZM230 171H232V172H230ZM108 172H110L109 174H108ZM181 174H180V173ZM187 172V173H186ZM193 174H195V175H193L192 176V179L195 177H200V178H198V179H193V180H181L180 178H178V177H180L182 174H191V173ZM197 172V173H196ZM203 172H204V174H203ZM224 172H226V173H229L230 172V174H229V178H227V176H228V174H226V173H224ZM237 172H238V174H237ZM258 172H260V174L258 173ZM16 173V174H15ZM21 173V174H20ZM23 173V174H22ZM27 173V174H26ZM38 173H36V175L38 174ZM169 173V174H168ZM179 173V174H178ZM199 173V174H198ZM202 175H201V174ZM219 174L218 176L216 175V174ZM223 173V174H222ZM233 173L235 174V175H233ZM249 174V175H246V174ZM255 173V175L254 176H252L253 174ZM134 174V175H133ZM171 174H172V176L174 177V179L172 178H170V176H171ZM176 174H177V176H176ZM191 174V175H192ZM198 174V175H197ZM208 174H209V176H208ZM226 174V178H224L223 176ZM257 174H258V178H260V175H261V178L260 179H262V180H257L258 178H257ZM15 175V176H14ZM125 175V176H124ZM128 175V176H127ZM143 175V176H142ZM204 175V176H203ZM210 175H212L213 177H211ZM216 175V177L217 178H221L222 177V179L220 180V179H217V178H215L214 176ZM222 175V176H221ZM233 175V177L231 178L230 176H232ZM10 176V175H9ZM20 176H23V177H20ZM106 176V177H105ZM127 176V177H126ZM143 177V178H141V177ZM144 176H146L145 178H147L146 179V181L145 180H143V179H145L144 178ZM177 178H176V177ZM202 176V177H201ZM249 176V177H248ZM256 176V180H255V177ZM14 179H13V178ZM16 177H17V179H16ZM108 177V178H107ZM137 177V178H136ZM139 177V178H138ZM209 177V178H208ZM211 177V178H210ZM245 178L247 181H244L243 180V178ZM249 179H248V178ZM20 178V179H19ZM80 178V179H81ZM169 178H170V181H168L169 180ZM212 178H214V181L216 182L217 180H220V181H218L217 182V184L213 181V179ZM224 178V179H223ZM234 178V180H232ZM116 179V178H115ZM142 179V180H141ZM178 179H180V182H178L179 180ZM200 179V180H201ZM216 179V180H215ZM231 181H230V180ZM10 180V181H9ZM114 180V181H113ZM140 180L142 181L141 183H140ZM157 180V181H156ZM172 180H174V183L177 181L178 183V185H179V183H180V186L179 187H183V189L181 188V189H179V187H177L176 186V183L174 184L176 187H175V189H178L177 191L175 190V192H173L174 190H172L173 188L172 187H174V185L172 186L171 185V183H173V181ZM199 180V181H200ZM224 180H226V181H224ZM22 181V182H21ZM92 181V182H91ZM111 181L113 182V183H111ZM136 183H135V182ZM139 181V182H138ZM147 181H151V182H149V185H148V182ZM188 181V182H187ZM232 181H233V183H232ZM250 181V182H249ZM254 181H256V182H254ZM20 182V183H19ZM26 182V183H25ZM30 182V183H29ZM83 182L85 183V184H83ZM87 182L89 183L88 185H87ZM98 182V183H97ZM106 182V183H105ZM108 182H110V183H108ZM122 182H124L123 184H122ZM131 182V183H130ZM133 182V183H132ZM145 182V183H144ZM171 182V183H170ZM183 182H187L186 184L185 183H183ZM196 182V183H195ZM221 182V183H220ZM227 182H229L228 183V185H227ZM243 182H245V183H243ZM77 183V182H76ZM93 185H95V186H93ZM102 183V184H101ZM107 183L108 184H110V185H107ZM126 183H127V188H126ZM140 183V184H139ZM146 183H147V185H146ZM182 183H183V186H182ZM251 183H253V184H250ZM6 184V183H5ZM9 184H10V186H9ZM14 184H16L15 186H14ZM30 184V185H29ZM79 184H80V182H79ZM128 184H130V185H128ZM132 184V185H131ZM136 186H135V185ZM157 184V185H156ZM187 184H188V187H187ZM212 184V185H211ZM213 184H216L218 187H216L215 185H213ZM227 185V187L225 186V185ZM249 184V185H248ZM22 185V186H21ZM75 185H77V184H75ZM92 185V186H91ZM142 185H144L145 187H140V186H142ZM190 185H191V187H190ZM208 185V186H207ZM211 185V186H210ZM245 185H247V186H245ZM21 186V187H20ZM85 186V187H84ZM89 186H91V187H89ZM108 186V187H107ZM125 186V187H124ZM148 186H150L149 188H146V187H148ZM224 186L226 187V188H224ZM241 188H240V187ZM10 187V188H9ZM29 187V188H28ZM77 187H79V188H77ZM110 187V188H109ZM124 187V188H123ZM134 187V188H133ZM135 187H137V188H135ZM185 187H187V188H185ZM240 188V189H238V188ZM82 188V189H81ZM172 188V189H171ZM220 188V189H221ZM8 190V192H7V190ZM20 189V190H19ZM22 189V190H21ZM78 189V190H77ZM127 190V191H129L128 192V194H126L124 191L125 190ZM128 189H131V190H128ZM133 189H135L134 191H133ZM187 191H186V190ZM222 189V190H223ZM10 190V191H9ZM59 190V191H58ZM82 190V191H81ZM85 190V191H84ZM146 190V191H145ZM171 190V191H170ZM182 190V191H181ZM185 191V194H189V195H185L184 194V191ZM188 190H190V192H188ZM214 191V193L216 194L217 192L219 193L220 191H219V189L217 190V191ZM237 190H240V191H237ZM11 191H12V193H11ZM20 191V192H19ZM70 191V192H69ZM77 191H79L78 192V194L76 193ZM82 193H81V192ZM84 191V192H83ZM86 191H88V194L87 193H85ZM106 191V192H105ZM108 191H109V193H108ZM126 191V192H127ZM152 191V192H151ZM169 191H170V193H169ZM179 191H181L182 192V194H181V192H180V194L178 193ZM3 192V193H2ZM61 192V193H60ZM89 192H90V194H89ZM134 192V193H133ZM145 192V193H144ZM188 192V193H187ZM203 192H205V190L203 191ZM86 195H85V194ZM217 193V194H218ZM9 194H11V195H9ZM30 194H32V195H30ZM60 194V195H59ZM75 194V195H74ZM96 196H95V195ZM141 194V195H140ZM174 196V197H172V195ZM204 197L206 196V195H204V194H206V192L205 193H201ZM4 195V196H3ZM15 197H14V196ZM30 195V196H29ZM57 195V196H56ZM74 195V196H73ZM83 195V196H82ZM95 197H94V196ZM99 195V196H98ZM128 195H130L129 197H128ZM144 195V196H143ZM171 195V196H170ZM185 196V197H182V196ZM42 196V197H41ZM85 196V197H84ZM86 196L88 197V198H86ZM89 196H90V198H89ZM114 196H116L115 198H113ZM127 197V200H126V198H123L122 199V197ZM139 196H140V198H145L144 200H145V202L147 203V206L146 207H144V209H140L139 211H144V213H142V212H139L138 211V216H137V214H133V215H127V213H126V211H128L132 206H134V204L132 205L131 203L132 202H135V205H136V203H138L137 201H139ZM143 196V197H142ZM156 196V197H155ZM189 196V197H188ZM192 196V197H191ZM36 197L38 198V197H41V200L38 198V199H36ZM47 197H49V196H47ZM70 197V198H69ZM72 197V198H71ZM81 197H83V198H81ZM93 197V198H92ZM137 197V199H135ZM159 197V198H158ZM210 197H211V195H210ZM210 197L208 196V197H205V198H209L210 199ZM241 197H240V199H241ZM5 198V199H4ZM55 198V199H54ZM60 198V199H59ZM78 198H79V196H78ZM112 198H113V200H112ZM135 200H134V199ZM139 198V199H138ZM150 201V202H148V200ZM155 198V199H154ZM167 198H169V199H166ZM170 198H172V200H170ZM175 198V199H174ZM20 199V200H19ZM115 199V200H114ZM118 199V200H117ZM121 199V200H120ZM131 199V200H130ZM143 199H140V200H143ZM158 199V200H157ZM183 199V200H182ZM186 199V200H185ZM19 200V201H18ZM59 200V201H58ZM60 200L62 201V202H60ZM86 200V201H87ZM120 203V206L118 205V204H116V203H118L117 201ZM121 202H120V201ZM123 200H124V203H123ZM137 200V201H136ZM147 200V201H146ZM152 200V201H151ZM154 200H157L158 202V204L157 203H155L154 204ZM162 200H163V202H162ZM166 200V201H165ZM171 201L170 202V205H168V203H169V201ZM175 202H174V201ZM185 200V201H184ZM189 200V201H190ZM246 200H250V198H248V199H246ZM52 201V202H51ZM105 201V202H104ZM110 201H116V202H114L113 204H115V205H117V206H114L113 204H112V202H110ZM126 201V202H125ZM132 201V202H131ZM165 201V202H164ZM168 201V202H167ZM179 201V202H180ZM188 201V202H189ZM17 202V203H16ZM41 202V203H42ZM60 202V203H59ZM167 202V203H166ZM121 203H122V205H121ZM128 203V204H127ZM149 203V204H148ZM165 203H166V205H168V206H171V204H172V206H171V208L170 207H168V206H166L165 205ZM104 204H106V206H103ZM109 204V205H108ZM125 204V205H124ZM164 204V205H163ZM3 205V206H2ZM128 205V206H127ZM130 205H132V206H130ZM148 205H149V207H150V209H149V207H148ZM152 205H154L153 207H151ZM156 205V206H155ZM237 206V208H239L240 209V211L239 210H237V212L235 213V215L236 216H233V219L234 220H231L232 219V216H230V220H229V222H228V224L229 223H232V222H234L235 221V223H237V220H239V221H243L244 220V218H245V220L247 221H243L244 223H249V220H251V219H249V218H251V216H254V217H256V215L258 216V217H256V219H259V221H254V220H256V219H253V223L255 224L254 226L255 227H257V228H259L260 226H262L261 224V221H262V218L264 217L263 215H264V208L262 209V213L260 212V210L258 209V208H256L255 206H252L253 207V209L252 208H250V210H248V212H246V214H244L243 212H242V210H245V209H242V208H240V206H238V204H236ZM50 206V207H49ZM52 206V207H51ZM99 206V207H98ZM204 205L202 204L201 206H200V209L203 207ZM45 207V208H44ZM55 207V208H54ZM101 207V208H100ZM108 207L109 208H111V209H108ZM127 209H125V208ZM129 209H128V208ZM256 209H255V208ZM53 208V209H52ZM103 208H104V210H103ZM115 210H114V209ZM147 208V209H146ZM154 210H153V209ZM159 208V207H158ZM46 209V210H45ZM102 209V210H101ZM122 209V210H121ZM199 209V210H200ZM252 209V210H251ZM112 210V211H111ZM125 210V213L126 214H124L122 211H124ZM148 210V211H147ZM153 210V211H152ZM194 210V208L192 207V210H190L191 212H194L193 211ZM105 211H107V213L105 212ZM114 211V212H113ZM121 211V212H120ZM145 211L146 212H148V213H145ZM156 211V212H157ZM246 211V210H245ZM251 211H253L252 213H250V214H248L249 212H251ZM255 211V212H254ZM257 211H259L260 212V214H259V212H258V214H257ZM38 212V213H37ZM44 212V213H43ZM45 212H47V213H45ZM106 214H105V213ZM117 212V213H116ZM119 212H120V214H119ZM152 212H153V214H152ZM238 212H239V214H238ZM109 213V214H108ZM142 213V214H141ZM150 213V214H149ZM229 213H230V211H229ZM232 213H233V211H232ZM231 213V214H232ZM243 213V214H242ZM43 214H47L46 216L45 215H43ZM50 214H52V213H50ZM50 214H49V216H50ZM113 214V215H112ZM141 214V215H140ZM243 216H242V215ZM248 214V215H247ZM255 214V215H254ZM39 215V216H38ZM110 215V216H109ZM122 215V216H123ZM148 217H147V216ZM233 215H234V213H233ZM244 215H247V217L246 216H244ZM249 215H251V216H249ZM29 216V217H28ZM38 216V217H37ZM44 216V217H43ZM105 216H106V218H105ZM123 216V217H124ZM140 216H142V217H140ZM150 216V217H149ZM152 216V217H151ZM237 216H239V217H237ZM262 218H261V217ZM102 217H103V219H102ZM138 217H140V218H138ZM235 217V218H234ZM241 217V218H240ZM253 217V218H254ZM95 218V219H94ZM97 218V219H96ZM131 217H130V219H128L129 220V222L128 221H126V219H125V222L122 224V227L121 226H119V228L118 227H116V229L115 230H113V231H109V233H110V237H114V238H116V239H118V238H120V235L122 234V237L124 236L123 235V233H124V230L125 229H129V228H134L133 226H135V224H137L136 222H138V221H136L134 218L132 219ZM236 218H237V220H236ZM140 219V220H139ZM264 219V218H263ZM28 220V221H27ZM102 220V221H101ZM132 220H134V221H136V222H134L133 223V221ZM130 221H132V223L130 222ZM142 221V222H143ZM231 221V222H230ZM252 221V220H251ZM250 221V223H252ZM44 222V223H43ZM127 222V223H126ZM261 223V224H259V223ZM263 222V221H262ZM28 223V224H27ZM51 224L50 226H49V224ZM99 223V222H98ZM99 223V224H100ZM128 224V225H126V224ZM131 223V224H130ZM257 223L259 224L258 226H256L257 225ZM75 226H74V225ZM132 224H133V226H132ZM217 224H220V223H217ZM7 225H9V226H7ZM53 225V226H52ZM77 225H79V226H77ZM61 226H63V227H61ZM124 226V227H123ZM150 226H151V228H150ZM150 226H147L146 228L147 229H144V231H147L148 230V232L149 231H151L152 232V230H153V228H152V225H150ZM49 227V228H48ZM98 227H99V225H94L93 224V226H91L90 227V229L87 231V233H90V232H92L93 230H97L98 229ZM121 227V228H120ZM55 228V229H54ZM67 228V230L69 229V233H66V234H61V232H62V230H64L65 231V229ZM77 228V229H76ZM122 228H124V229H122ZM13 229V230H12ZM32 229V230H31ZM119 229H121L122 231L121 232H123V233H121L120 232V230ZM150 229V230H149ZM18 230V231H17ZM46 230V231H45ZM54 230V231H53ZM116 230H118L119 231V233H118V231H116ZM253 230V229H252ZM23 231H25V232H23ZM31 231V232H30ZM58 231V232H57ZM140 231H142V230H140ZM29 232V233H28ZM117 232V233H116ZM33 233V234H32ZM40 233V234H39ZM61 235H60V234ZM65 233V232H64ZM121 233V234H120ZM30 234H32L33 236H30ZM57 234V235H56ZM114 234H115V236H114ZM35 235V236H34ZM63 235V236H62ZM67 235V236H66ZM72 235V236H71ZM113 235V236H112ZM119 235V236H118ZM32 237V238H26V237ZM39 236V237H38ZM40 236L42 237L41 239H40ZM44 236V237H43ZM58 236V240L56 241L55 240V237H57ZM59 236H61L60 237V239H59ZM23 237V238H22ZM38 237V238H37ZM121 237V238H122ZM113 238V239H114ZM120 238V239H121ZM24 239V240H23ZM26 239V240H25ZM34 239H36V240H34ZM95 239V238H94ZM2 240V241H1ZM38 240H40V241H38ZM89 240H91V242L89 241ZM36 241V242H35ZM38 241V242H37ZM71 241V242H70ZM96 241V242H95ZM27 242V243H26ZM68 242H69V244H68ZM91 243V244H90ZM6 244V245H5ZM31 244V245H30ZM40 244V245H39ZM55 244V245H54ZM62 244V245H61ZM70 244H73L72 246H73V249L71 250V245ZM88 244H90V245H88ZM93 244V245H92ZM32 245H34V246H37V249H38V251H39V247H40V252H37V254H35L34 255V257H32V256H26V257H24L23 256V258H25V259H23L22 258V260H21V257H22V254L26 251L25 249H27L28 247H31ZM57 245V246H56ZM60 245V246H59ZM64 245V246H63ZM67 245H69L70 246V248H69V246H67ZM17 246V247H16ZM64 248H63V247ZM88 246V247H87ZM7 249H6V248ZM11 247H15L13 250H10V252H9V249L11 248ZM26 247V248H25ZM33 247V246H32ZM51 247V248H50ZM61 248V251H62V253H65L63 256H62V254H60V256L61 257H63L64 258V261H63V258L61 259V257L60 256H58V258L57 257H53V249L54 248ZM46 248V249H45ZM48 248V249H47ZM89 248V249H88ZM42 249H43V251H44V249H45V251L43 252L42 251ZM63 249V250H62ZM65 249V250H64ZM67 249H69L68 251H71V252H67ZM6 252H5V251ZM17 252H16V251ZM48 250V251H47ZM86 250V252H84ZM96 250V249H95ZM98 250V249H97ZM42 251V252H41ZM72 251L74 252V254H75V256H77V258L74 256V254H73V256H72ZM77 251V254L78 255H81V254H83V257H82V255H81V257L80 256H78L75 252ZM79 251V252H78ZM49 252V253H48ZM52 252V253H51ZM16 253V254H15ZM40 253V254H39ZM51 253V254H50ZM90 253V254H89ZM45 254V255H44ZM71 255L69 258L67 257V259H66V255ZM97 254H100V252H98L97 251ZM48 255H49V257H48ZM52 255V256H51ZM67 255V256H68ZM8 257V258H7ZM46 259H45V258ZM79 257L81 258V261H80V259H79ZM17 258V259H16ZM33 258H34V261H33ZM58 259L59 260V258H60V260H62V261H57V260H55L54 261V259ZM74 258H75V260H74ZM15 261H14V260ZM43 259V260H42ZM51 259V260H50ZM68 259L70 260V262H68ZM71 259L72 260H74V262L73 261H71ZM88 259V258H87ZM23 260H25V262H26V260L28 261L27 263H24V261ZM30 260V261H29ZM54 262H53V261ZM44 261V262H43ZM45 261H46V263H45ZM79 261V262H78ZM71 262H73V263H71ZM153 264L152 262H148V264Z\"/></svg>","mask_w":264,"mask_h":264}]
</instances>
